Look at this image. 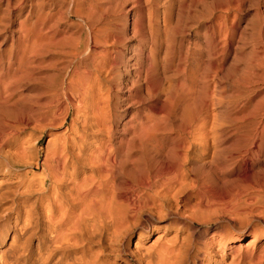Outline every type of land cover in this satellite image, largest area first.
<instances>
[{"label": "bare ground", "instance_id": "obj_1", "mask_svg": "<svg viewBox=\"0 0 264 264\" xmlns=\"http://www.w3.org/2000/svg\"><path fill=\"white\" fill-rule=\"evenodd\" d=\"M2 0H0V2H1ZM4 2H5V7H6V9L7 8H11L10 6L12 5V3L13 2H15V1H13V0H3ZM18 1V0H17ZM22 1V0H21ZM20 1V2H21ZM25 1H27V0H25ZM25 1H23V2H25ZM34 1H36V0H34ZM34 1H32L31 3H33L34 4ZM41 1V0H40ZM46 1V0H45ZM70 1V0H69ZM78 1V0H77ZM80 1V0H79ZM78 1V2H79ZM82 1L83 0H81V3H82ZM84 1H87V0H84ZM89 1V0H88ZM87 1V2H88ZM95 1V0H94ZM117 1V2H116ZM120 1V0H119ZM127 1V0H126ZM125 0L123 1V2H126ZM128 1H130V0H128ZM137 1V0H136ZM136 1L135 2H133V4L134 3H136ZM145 2V4H146V1H148L149 2V0H144ZM158 1V0H157ZM162 1V0H161ZM168 1V3H169V0H167ZM170 1H172L173 3H175L173 0H170ZM189 2H190V0H188ZM192 1L193 0H191V2H190V4H192ZM195 1V0H194ZM198 1H200V0H197V3H201V2H198ZM212 1V0H211ZM228 1V0H227ZM226 1V2H227ZM230 1V0H229ZM232 1V0H231ZM238 1V0H237ZM241 1V0H240ZM244 1V0H243ZM43 2H44V0H43ZM42 2V3H43ZM47 2V1H46ZM45 2V3H46ZM65 2V1H64ZM74 2H76L75 0H74ZM92 2V1H91ZM96 2H98V0H96L94 3L97 5L98 3H96ZM99 2H100V0H99ZM106 2V1H105ZM105 2H103V3H105ZM114 2H116L117 4H119L118 6L120 7L121 6V4L120 3H118V0H114ZM112 3V4H115V3ZM123 2H121L122 4H123ZM147 2V3H148ZM152 2V1H151ZM154 2V1H153ZM152 2V3H153ZM204 2H205V0H204ZM204 2L202 3L203 5H205V4H208V2L206 1L205 2V4H204ZM17 3V2H16ZM30 3V2H29ZM29 3H27V4H29ZM45 3H43V5L45 4ZM49 3V2H48ZM54 3H55V1H54ZM57 3V2H56ZM60 3V2H59ZM66 3V2H65ZM106 3H108V1L106 2ZM105 3V4H106ZM137 3H138V1H137ZM158 3H159V1H158ZM157 2H156V4H158ZM163 3V2H162ZM165 3H166V0H165ZM186 3H188L187 1H186ZM197 3H195V4H197ZM211 3V2H210ZM209 3V4H210ZM222 3V2H221ZM221 3H219V4H221ZM228 3V2H227ZM241 3H242V1H241ZM23 4V3H22ZM25 4V3H24ZM47 4V3H46ZM67 4H68V1H67ZM87 5H89L90 4V2H89V4L88 3H86ZM101 4V3H100ZM111 4V2H110V4L108 3V5L107 6H111L112 5ZM150 4V3H149ZM154 4V3H153ZM153 4H152V6H153ZM172 4V3H171ZM170 4V5H171ZM183 4H185L184 3V1H182L181 2V6L183 5ZM213 4V3H212ZM219 4H218V6H219ZM240 3L238 2V5H239ZM26 5V4H25ZM50 5V4H49ZM48 5V6H49ZM77 5V3H75V5L74 6H76ZM83 5H85V4H83ZM82 5V6H83ZM87 5H85L86 6V8H90L91 9V5H93L92 6V9L93 8H95L96 7V10H97V6H95L94 4H93V2L89 5V6H87ZM116 5V4H115ZM135 5V4H134ZM144 5V4H143ZM147 6H148V4H146ZM155 5V4H154ZM165 5V4H164ZM168 5V4H167ZM167 5H165L164 6V9H165V7L167 6ZM167 6V7H172V6ZM187 5V4H186ZM192 5H194V4H192ZM191 5V6H192ZM216 5V4H215ZM230 5V4H229ZM13 6H14V4H13ZM37 6V5H36ZM47 6V7H48ZM52 6H53V4H52ZM67 6V5H66ZM65 6V7H66ZM81 6V7H82ZM101 6V5H100ZM99 5H98V8L100 7ZM106 6V7H107ZM130 6H133L132 4L130 5ZM138 6V5H137ZM147 6H146V9H145V5H144V9L145 10H147ZM151 6V7H152ZM156 6V5H155ZM161 6V5H160ZM173 6H175V4L173 5ZM178 6V5H177ZM189 6V5H188ZM196 6V5H195ZM198 6V5H197ZM208 6L209 5H207V8H208ZM233 6V5H232ZM0 7H2V6H0ZM36 8L37 9V7H35L34 5L32 6L31 4H29V7H28V9H27V11L26 12H24V13H26L25 14V16H24V18H26V17H28V15H31V13L33 12V11H35V10H33L34 8ZM44 7V6H43ZM73 7V6H72ZM78 7H79V5H78ZM84 7V6H83ZM105 7V8H106ZM113 7V6H112ZM122 7V6H121ZM120 7V8H121ZM124 7H125V5H124ZM139 7V6H138ZM141 7V6H140ZM158 7V6H157ZM167 7H166V10H167ZM179 7V6H178ZM184 7V6H183ZM205 7H206V5H205ZM213 7V6H212ZM216 7H217V5H216ZM230 7H231V5H230ZM234 7V6H233ZM3 8V7H2ZM56 8V7H55ZM62 7H60V9H61ZM68 8H69V6H68ZM76 8V7H75ZM85 7H84V9L83 8H78L79 10H81V11H84L85 12V10H87ZM100 8H102V7H100ZM109 8V7H108ZM113 8H115V6L113 7ZM129 8V7H128ZM135 8V7H134ZM149 8V7H148ZM176 8V7H175ZM182 8V7H181ZM197 8V7H196ZM206 8V9H207ZM210 8V7H209ZM225 8V6L223 7V9ZM228 8V7H227ZM242 8V7H241ZM22 9V8H21ZM20 9V10H21ZM63 9V8H62ZM74 9V8H73ZM103 9V8H102ZM117 9H119V8H117ZM123 9V8H122ZM122 9H120V11L122 12ZM155 9V8H154ZM156 9H158V8H156ZM162 10H164L163 8H161ZM180 9V8H179ZM179 9H177V10H179ZM211 9V8H210ZM210 9L208 10V13L210 12ZM222 9V10H223ZM11 10V9H10ZM33 10V11H32ZM42 10V7H41V9L38 11L40 14H42L43 15V11H42V13L40 12ZM58 10V11H57ZM65 10V9H64ZM66 10H67V8H66ZM69 10V9H68ZM67 10V11H68ZM77 10V9H76ZM78 10V12L77 13H79V14H81V15H83L84 14V12L82 13V12H80ZM95 9H93L92 10V13H93V11H94ZM111 11H112V9H110ZM134 10V9H133ZM132 10V11H133ZM174 10V9H173ZM184 10V9H183ZM212 10V9H211ZM214 10V9H213ZM226 10V9H225ZM229 10V9H228ZM231 10V9H230ZM1 11H5V10H1ZM59 11H61V10H59V9H56V12H59ZM74 11H75V9H74ZM88 11V10H87ZM120 11H118V13L120 12ZM123 11H126V9L125 10H123ZM149 11H150V9H149ZM148 10L146 11V13L147 14H150V13H148L149 12ZM160 11V10H159ZM170 11L171 10H169V13H170ZM181 11V10H180ZM179 11V12H180ZM8 12H10V11H8ZM35 12H37V10L35 11ZM47 12H48V14H47ZM64 11L62 10V12L61 13H63ZM89 13V15H91L92 13H91V11H88ZM101 12H103L104 13V10L103 11H101ZM100 12V13H101ZM117 12V11H116ZM142 12V11H141ZM141 12H140V14H141ZM152 12H154V11H152ZM157 12H158V10H157ZM157 12H156V10H155V13H156V15H157ZM166 12V11H165ZM168 12V11H167ZM174 12V11H173ZM182 12V11H181ZM14 13V12H13ZM20 13V12H19ZM22 13H23V11H22ZM44 13H45V17H43V18H41L42 16L41 15H37L36 17L38 18H41L40 20H37L35 23H34V25H32V21L30 22L31 23V27L29 26H26L25 25V23L24 22H26V21H22V20H18L17 19V21H19L18 22V27H17V29L15 30V28H13L14 30H15V32H17V35H18V37H17V39H18V41H20L21 39H23L21 42H23L24 41V43L25 44H22V43H20V44H22V47H23V55H22V53H20L21 54V56H20V58H22V60L24 59L25 60V62L27 63H30L31 61H37V60H39V61H41L42 63H43V65H44V62L46 61L45 59H46V57H47V55H50L51 53L52 54H54V52H55V50H59L60 48H59V46L58 45H62V43H60V41H59V43H57L58 42V39L60 38V36L58 37V38H56L57 39V42H55V37H56V33L54 32V31H46L45 29L46 28H48V27H45V24H46V20H47V22L49 23V24H52L53 26H58V22H53L52 21V23H50V19L48 20L47 19V16L49 17V15H50V12L49 11H47L46 10V12H45V10H44ZM52 13H53V11H52ZM71 13V12H70ZM72 13H73V11H72ZM74 13H76V12H74ZM91 13V14H90ZM95 13L96 12H94V15H95ZM105 13H107V12H105ZM109 13V12H108ZM110 13H113V12H110ZM143 13V12H142ZM160 13V12H159ZM159 13H158V15H159ZM178 13V12H177ZM184 13V12H183ZM199 13V12H198ZM211 13V12H210ZM209 13V14H210ZM3 14H6V13H3ZM11 14V13H10ZM47 14V15H46ZM57 14V13H56ZM60 14V13H59ZM66 14H67V12H66ZM78 14V15H79ZM88 14H84V15H86L87 16V18H89L88 16ZM99 14V13H98ZM116 14V13H115ZM115 14H114V16H115ZM144 14V13H143ZM146 14V15H147ZM166 14V13H165ZM164 14V15H165ZM180 14V13H179ZM179 14H178V16H179ZM185 14V13H184ZM193 14V13H192ZM195 14V13H194ZM224 14H226V13H224ZM263 14V13H262ZM2 15V14H1ZM15 15V14H14ZM34 15V14H33ZM51 15H53V16H55L54 14H51ZM58 15V14H57ZM64 15V14H63ZM77 15V14H76ZM80 15V16H81ZM97 15V14H96ZM111 15V14H110ZM117 15V14H116ZM121 15V14H120ZM125 15H128V14H125ZM221 15V14H220ZM227 15V14H226ZM3 16V15H2ZM35 16V15H34ZM60 16H61V14H60ZM99 16V15H98ZM113 16V15H112ZM148 16V15H147ZM152 16H154V15H152ZM167 16H168V13H167ZM181 16H183L182 14H181ZM225 16V15H224ZM229 16V15H228ZM9 17H11V15L9 16ZM8 17V18H9ZM14 17V16H13ZM22 17V16H21ZM32 17V16H31ZM59 17V16H58ZM67 17H68V15H67ZM92 17H94L93 16V14H92ZM104 17H106V16H104ZM109 17V16H108ZM148 17H150V15L148 16ZM148 17H147V20H148ZM176 17V16H175ZM192 17V16H191ZM12 18V17H11ZM49 18H51V17H49ZM54 19L56 18V17H53ZM81 18V17H80ZM86 18V17H85ZM91 18V17H90ZM89 18V21L90 20H92V19H90ZM124 18V17H123ZM129 18H131V20H129V23H130V26H131V29L133 30H131V32H133L132 34H136V33H138V34H136V35H139L140 36V38L138 39V40H136L137 41V44L135 45V46H133V47H131V46H128L129 45V43H128V45H126V43H125V45L123 46L122 45V47L120 48V50H118V52H117V54H118V57H119V61H115L113 58L115 57H109V55L112 53V52H110V54H109V52L107 51V50H102V51H100L101 52V54H102V57L99 59V60H95L96 61V64H94L93 65V63H92V65L94 66V68H93V70L94 71H96V73L94 74V72H93V70H88V69H86V68H88L87 66H89V65H85V69L86 70H81V71H78V70H75L74 72H73V74H72V76L70 77V78H67V81H69L68 82V87H66V86H64V87H66V92L64 93V95H61V96H64V99L68 102H66L67 103V106H68V104H70L71 106H74V108L76 109V111H75V109H74V111L75 112H81V115H82V118L81 117H79L81 120L80 121H78L79 120V118H77L78 116H76V118L78 119H76L75 120V118H74V115H73V118H74V120L76 121H73V119H71V121H72V123H70V130H71V136L69 137H62L61 135H58V137H56L57 139H56V141H55V143L54 142H49L48 144L49 145H51V144H53V146L51 145V146H49V148L50 149H48V150H46V152H45V156H44V160L43 161H41V163H42V165H43V169L40 167V169H42V171H40L41 173L40 174H38V175H35V176H33L32 175V177L33 178H35L36 176H40V177H36L37 179H33V181H35V183H36V185H35V183H33L35 186L33 187L32 185H30V183H29V181L31 182L32 180L30 179V180H27L26 178V180L28 181V183L27 184H29V185H27V186H23V187H25V188H23L22 187V190H20L21 191V193H20V195H22L23 193H26L27 194V192H28V194H27V196H28V198H24V199H22V200H20L19 199V197H18V199L16 198V194H17V192L19 191V190H16V188H15V186L14 185H12L11 187L8 185V180H7V175H9V173L7 174V172L6 171H2V169H0V264H116V262H115V260H111V258H110V255L112 254L111 252H115V253H117L116 251H118V252H120L121 251V247L122 246H124L123 244H124V242H125V240H126V238L127 237H129L131 234H133L134 233V231H136L137 230V240L135 241V245H134V251H131L130 249L128 250L127 248H129V247H126L125 246V248L128 250V251H126L127 253H125L124 254V257H123V261L125 262V264H134L132 261H131V258H130V256H133L134 258H135V260H136V263L135 264H227V262H226V259H227V256H228V254L230 253H232V259H231V261L228 263V264H242L243 263V259H244V253H249V260L251 261V263L250 264H264V244H263V246L261 247V248H257V245H256V243H257V241L260 239V236H261V231L260 230H258V228H255V227H253V228H248V227H246V229H245V231H246V234L249 236V238H248V242H246L245 244H240L239 246H236V247H234V243L235 242H233V243H231V241H232V238H230V237H228V236H226V235H224L223 233H222V231H216V232H213L212 234H211V236H210V242H211V245H208V243L206 242V243H204V244H202V246H199V245H195L194 244V242H193V240H191V238H192V234H191V232H193V234H195L197 231L195 230V229H198V228H195L194 226H196L195 225V222H194V220H192L193 218H189V217H187V215L185 214V213H187V212H180L179 211V207H178V209H176V208H174L173 207V205L170 203V200L172 201V198H174V201L176 200V202L179 200V197L181 196V194H183L184 192H186V191H184L185 190V188H184V186H185V184H186V182L185 181H187L186 179V174H185V170H184V172L183 171H181L180 169H179V167H176L174 164H172V165H174L175 166V168H178V169H173V170H171L170 168H168V170H166V168H163V169H165V170H160V169H158V170H155V171H153V168H152V170L151 169H149L150 168V166L149 165H147L149 168H147V170H141V169H143V166L140 164V166H141V169H140V166H139V164L138 165H136V167L138 166V168H137V170H141V171H137V172H135L134 171V168L132 169L133 171H134V174H136V173H138L139 174V176H140V181H141V185L139 184L140 182H139V180H137V177H135L136 178V183H138V184H136V186L134 187V186H132L131 185V183L133 184V182L132 181H134L135 182V180H134V178L133 177H130V179H129V177L126 175V172H128L130 169H131V166L130 167H128V169L126 168V164H127V161H125V155H124V158L121 156V153L124 151V153L125 152H128V155H129V152L131 153V151H125L124 149V147H128V144H131V140H133L134 142V144H137V142H138V144H140V145H137V146H143V149H145V144H149L150 143V141H154L155 139H157V141H158V138H156V136L159 134H155V133H157V132H159V131H157V128H156V124L155 123H153V121L156 119L155 117H156V115H155V117L153 118V119H151L149 116L150 115H152V114H150V112H148L150 115L148 116L147 115V111L145 112L146 114L144 115L145 117V120H146V122H141L142 120H143V118L141 119V120H139L138 118H137V114L139 113L140 114V112H138L139 111V108H142V107H140V106H142V105H146V108H148L149 109V111H151V112H153V113H155L156 114V111L157 110H155L154 109V107L156 106V104H155V101H157L158 102V100H160L161 99V97H163V99L162 100H164V102L166 101V102H169L171 105H172V108L173 107H176V106H178V103H179V101H181L180 100V97L181 96H179V95H181V94H179L181 91H179L178 92V90H184V87H181L182 89H178V88H180V86L179 85H176L177 83V81H175L174 79V77H172V78H174L173 80L175 81V83L176 84H171L169 81V84H171V85H176V89H177V92H175L174 93V89H175V87H174V89H173V86H171V87H169V88H165V87H168V86H166V85H169V84H166V85H164L163 86V83H162V77H164L163 76V74H162V77H161V75H160V72H159V70H158V67H159V62H158V59H161V58H157L156 56H157V52L158 51H160L159 50V48L160 47H162V46H160V42H158V39H153L154 40V42H152V41H150V43L152 42V44L150 45V44H146L147 42L146 41H149V40H151V39H147V35H146V32H147V30L148 29H150L149 27H148V29L145 31V29H144V27L146 28V26H144V21L141 19V16H139L135 11L134 12H132L131 13V17L129 16ZM128 18V19H129ZM143 18V17H142ZM162 18H163V16H162ZM172 18V17H171ZM185 18V17H184ZM3 19H5V18H3ZM2 19V20H3ZM21 19H23V17L21 18ZM28 19V18H27ZM26 19V20H27ZM30 19V18H29ZM28 19V20H29ZM52 19V18H51ZM57 19V18H56ZM56 19H55V21H56ZM59 19H60V17H59ZM65 19V18H64ZM64 19H62V20H64ZM83 19V18H82ZM100 19V18H99ZM98 19V20H99ZM122 19V18H121ZM146 19V18H145ZM225 19H227L226 17H225ZM224 19V20H225ZM229 19V18H228ZM227 19V20H228ZM264 19V18H263ZM1 20V16H0V22L2 21ZM27 20V21H28ZM32 20V19H31ZM62 20H60V21H62ZM80 20V19H79ZM84 20H88V19H84ZM106 19H104V21H105ZM111 20H112V18H111ZM111 20H109L110 22H112ZM126 20H127V16L125 17V22H126ZM149 20H150V22H151V19L149 18ZM149 20L147 21V24H149L148 22H149ZM154 20V19H153ZM162 21L163 20H165V19H161ZM170 20V19H169ZM172 20V19H171ZM176 19H174V21H175ZM220 20V19H219ZM227 20H225V21H227ZM235 20V19H234ZM8 20H6L5 22H7ZM57 21H59V20H57ZM82 21V20H81ZM101 21L102 20H100L99 21V23L101 24ZM109 21H107L106 20V22L105 23H107L108 24V22ZM162 21H161V24H164V23H162ZM178 21H180V20H178ZM182 21V20H181ZM221 21H222V19H221ZM221 21L219 22V24L221 23ZM9 22V21H8ZM7 22V23H8ZM34 22V21H33ZM64 22V21H63ZM70 22V23H69ZM68 22V24H70L71 25V21H69ZM74 22V21H73ZM91 22H93L91 25H93L94 26V24H95V19L93 20V21H91ZM109 22V23H110ZM115 22H116V20H115ZM119 23H120V21H118ZM124 22V23H125ZM153 22H155V21H153ZM152 22V23H153ZM165 22V25H162L163 26V28H164V26H165V28H164V30H162V31H165L167 34H168V36H167V38H165L166 37V33L164 34V33H161V34H163V36L162 37H164L167 41L168 40H170V41H168L169 43L171 42L172 44L170 45V47H166V49L165 48H163V50H165L164 52L165 53H163V54H165L167 57H168V61L166 60L167 58L165 57V56H163L162 58H164V62L163 61H160V62H163V63H165L166 61L168 62V64H164L165 66H164V68H163V65H161L162 67V69H167L168 70V68L171 70V74H173V75H177V74H179L181 71H182V69L185 67H182V66H180V64H182V58L186 55V54H183V57L181 56L182 54H180V56H179V50H178V56L177 57H179L178 58V60L175 62V59H176V57H175V49H174V41H175V37H174V34L176 33L174 30H171V31H169L170 29H169V27H167L168 26V20H165L164 21ZM170 22H172V21H170ZM223 22V21H222ZM3 23H4V21H3ZM27 23V22H26ZM79 23V22H78ZM81 23V22H80ZM83 23V22H82ZM97 23V22H96ZM99 23H97V24H99ZM103 23V22H102ZM121 23H123V21H121ZM179 22H177L176 23V26H175V23H173V27H176V29L178 28V27H180V25L178 24ZM6 24V23H5ZM65 24V23H64ZM106 24V25H107ZM155 25H157V23H154ZM153 24V25H154ZM179 26H178V25ZM181 24V23H180ZM222 24V23H221ZM228 24V23H227ZM262 24V23H261ZM1 25V24H0ZM7 25H9V23L7 24ZM51 25V26H52ZM76 25V24H75ZM79 25V27H81L83 24H81V26H80V24H78ZM85 25V24H84ZM86 25H89V23L88 24H86ZM90 25V26H91ZM106 25H98V27L97 26H94V27H92L91 26V28L90 29H88L89 30V34H88V32H86V35L88 34L89 35V38L88 39H86V41H88V42H86L85 41V49L83 50L84 51V55L85 56H90V57H94V54H97L99 51H97L96 53L94 52V48L92 49L90 46L91 45H98V44H101V43H108L109 41L112 43L113 42V44L114 43H117V42H119L120 40H121V37L119 38L118 37V33H119V29L117 30L116 29V25L114 24V26H110V25H113L112 23L109 25V26H106ZM128 25V24H127ZM146 25V24H145ZM150 25V24H149ZM181 25H183V24H181ZM192 25V24H191ZM211 25V24H210ZM2 26V25H1ZM15 26V25H14ZM47 26V25H46ZM52 26V27H53ZM74 26V25H73ZM77 26V25H76ZM118 26V25H117ZM121 26V25H120ZM161 26V27H162ZM178 26V27H177ZM185 26V25H184ZM220 26H222V25H220ZM261 26V25H260ZM52 27H50V28H52ZM68 27V26H67ZM70 27V26H69ZM75 27V26H74ZM78 27V26H77ZM77 27H75V28H77ZM157 27V26H156ZM172 27V26H171ZM186 27V26H185ZM225 27H226V25H225ZM5 28V27H4ZM49 28V29H50ZM58 28V27H57ZM74 28V29H75ZM87 28V27H86ZM117 28H119V27H117ZM128 28V27H127ZM153 28V27H152ZM158 28V27H157ZM227 28V27H226ZM1 29H2V27H1ZM9 29V28H8ZM66 29V28H65ZM80 29H83V28H80ZM79 28H78V30H80ZM124 29V28H123ZM154 29V28H153ZM169 29V30H168ZM175 29V30H176ZM182 29V28H181ZM220 29H222V28H220ZM219 29V30H220ZM53 30V29H52ZM54 30H56V32L57 31H59V30H57V29H55L54 28ZM62 31V33H65V32H63V29H61ZM66 30H68V29H66ZM69 30H70V28H69ZM179 30V29H178ZM178 30H176L177 32H179L180 33V30L178 31ZM224 30V29H223ZM260 30H262V29H260ZM71 32H72V29L70 30ZM82 31V30H81ZM149 31V33H150V31L151 30H148ZM156 31V30H155ZM155 31H154V33H155ZM157 31H158V29H157ZM156 31V32H157ZM161 31V32H162ZM172 31H174V32H172ZM182 31V30H181ZM207 31V30H206ZM226 31H227V29H226ZM229 31V30H228ZM234 31V30H233ZM68 32V31H67ZM66 32V33H67ZM127 31H125V33H126ZM130 32V33H131ZM209 32V31H208ZM211 32V31H210ZM219 32H221V33H223V32H225V31H223L222 32V30H220ZM8 33V32H7ZM74 33V32H73ZM73 33H70V34H73ZM75 33H76V30H75ZM78 34H79V32H77ZM129 33V32H128ZM140 33V34H139ZM157 33H159V31L157 32ZM261 33V32H260ZM10 34H12L11 32H10ZM152 34V33H151ZM205 34L206 33H204V36H205ZM214 34V33H213ZM216 34V33H215ZM224 34V33H223ZM222 34V35H223ZM264 34V33H263ZM262 34V35H263ZM59 35V33L57 34V36ZM80 35V34H79ZM126 35V34H125ZM130 35V34H129ZM136 35H135V39H136ZM154 35V34H153ZM156 35V38H157V34H155ZM154 35V36H155ZM158 35H160V33L158 34ZM165 35V36H164ZM210 35V33L209 34H207V37ZM221 35V36H222ZM12 36V35H11ZM10 36V37H11ZM13 36H15V35H13ZM62 36V35H61ZM64 36H66L65 34H64ZM64 36H62V37H64ZM69 36H71V35H69ZM68 36V37H69ZM73 37H74V35H72ZM120 36V35H119ZM123 36V35H122ZM150 36V34L148 35V37ZM184 36V35H183ZM216 36V35H215ZM61 37V38H62ZM77 36H75V38H76ZM88 37V36H87ZM152 37V36H151ZM178 37V36H177ZM226 37H227V35H226ZM60 38V39H61ZM65 38V40H68V39H66V37H64ZM64 38H62L63 40H64ZM130 38V37H129ZM175 38V39H174ZM211 38H213V37H211ZM220 38V37H219ZM224 38H225V36H224ZM261 38V37H260ZM15 39V38H14ZM59 39V40H60ZM128 39V38H127ZM147 39V40H146ZM210 39V38H209ZM226 39V38H225ZM241 39H243V38H241ZM63 40H61L62 42H63ZM73 40V39H72ZM83 40H84V38H83ZM204 40H207V38L206 39H204ZM215 40V39H214ZM214 40H213V43H214ZM17 41V42H18ZM26 41V42H25ZM80 41V40H79ZM123 41V40H122ZM124 41H125V39H124ZM261 41H263V40H261ZM260 41V42H261ZM66 42H68V41H66ZM76 42V41H75ZM177 42H180L178 39H177ZM189 42V41H188ZM64 43V42H63ZM87 43V44H86ZM111 43H109V44H111ZM134 43V42H133ZM162 43H164V44H166V46H167V42L165 41V42H163V40H162ZM168 43V44H169ZM175 43H176V41H175ZM206 43H208V41H206ZM205 43V44H206ZM211 42H209V44H210ZM216 43V42H215ZM214 43V44H215ZM261 43H263V42H261ZM16 44V43H15ZM58 44V45H57ZM65 44V43H64ZM68 44V43H67ZM73 44V43H72ZM69 45L68 44V46H67V49L66 50H64L62 47V49H60V51H58L57 53H61V55L62 54H64L63 55V57H64V59H67V58H65V56H69V57H72L73 59H76L77 60V62H78V59H77V57L78 56H80V55H82L83 54V52H81V50H79L78 48H77V46H75L74 44L73 45ZM118 44H122V43H118ZM181 44H183V43H181ZM192 44H195V41L192 43ZM114 45H116V44H114ZM163 45V44H162ZM179 45V44H178ZM177 45V46H178ZM198 45V44H197ZM216 45V44H215ZM214 45V46H215ZM11 46V45H10ZM9 46V47H10ZM17 46V45H16ZM58 46V47H57ZM103 46V45H102ZM165 46V45H164ZM180 46H182V45H180ZM193 46V45H192ZM207 46V44L205 45V47ZM210 46H212V43H211V45ZM209 46V48H211ZM263 46V45H262ZM21 47V48H22ZM58 48V49H55V48ZM112 47V46H111ZM213 47V46H212ZM11 48H12V46H11ZM10 48V49H11ZM18 48H20V45L18 46ZM84 48V47H83ZM98 48V47H97ZM105 48V47H104ZM113 48V47H112ZM183 48V47H182ZM207 48V47H206ZM205 48V49H206ZM106 49V48H105ZM108 49V48H107ZM115 49V48H114ZM117 49V48H116ZM144 49H146V52H144L145 50ZM255 49V48H254ZM258 49V48H257ZM261 49V48H260ZM5 50V49H4ZM14 50H15V48H14ZM96 50V49H95ZM109 50V49H108ZM113 49H111V51H112ZM201 50V49H200ZM211 51H212V48L210 49ZM215 50V49H214ZM213 50V52H215ZM262 52H264V49L262 48ZM8 51V50H7ZM20 52H21V50H19ZM162 51V50H161ZM185 50H183L182 52H184ZM189 51V50H188ZM238 51V50H237ZM186 52H187V50H186ZM186 52H184V53H186ZM5 53V52H4ZM14 53H15V51H14ZM16 53H17V51H16ZM16 53L14 54V55H16ZM82 53V54H81ZM197 53V52H196ZM216 53V52H215ZM219 53V52H218ZM235 53V52H234ZM6 54V53H5ZM11 54H13V53H11ZM99 54V53H98ZM113 54H114V52H113ZM161 54V53H160ZM162 54V55H163ZM207 54V53H206ZM211 54V53H210ZM264 54V53H263ZM58 55V54H57ZM60 55V56H61ZM112 55V54H111ZM177 55V54H176ZM190 55V54H189ZM189 55H188V53H187V56H186V58L187 57H189ZM214 55V54H213ZM217 55V54H216ZM223 55V54H222ZM261 55V54H260ZM8 56V55H7ZM11 56V55H10ZM23 56V57H22ZM56 56V55H55ZM99 56H101V55H99ZM113 56V55H112ZM191 56V55H190ZM241 56V55H240ZM50 57V56H49ZM54 57V56H53ZM89 57V58H90ZM96 57H98V56H96ZM95 57V58H96ZM182 57V58H181ZM217 57V56H216ZM258 57V56H257ZM260 57V56H259ZM9 58H11V57H9ZM9 58L7 59V60H9ZM57 58V57H56ZM72 58H68V59H70V61L72 60ZM80 58H81V56H80ZM80 58H79V61H80ZM95 58H93V60L95 59ZM14 59H16L17 60V58H14ZM55 59V58H54ZM60 59V58H59ZM98 59V58H97ZM217 59V58H216ZM262 59V58H261ZM12 60V59H11ZM18 60H20V61H22L21 59H18ZM23 60V61H24ZM53 60V59H52ZM87 60H88V58H87ZM90 60V59H89ZM92 59H91V61H93ZM161 60H163V59H161ZM200 60V59H199ZM258 60H260V59H258ZM10 61V60H9ZM23 61H22V63H23ZM44 61V62H43ZM56 61H57V59H56ZM95 61H94V63H95ZM187 61V60H186ZM186 61H184L183 60V62L185 63ZM261 61V60H260ZM8 62V61H7ZM48 62H49V60H48ZM51 62H53V64H54V61H51ZM50 62V63H51ZM72 62V61H71ZM74 62V61H73ZM72 62V63H73ZM83 62V61H82ZM90 62V61H89ZM119 62V63H118ZM214 62V61H213ZM263 62V61H262ZM10 63V62H9ZM16 63H17V61H16ZM16 63H14V65L16 64ZM19 63V62H18ZM19 63V64H21V66L23 67L24 65H26L27 66V64L25 63ZM34 63V62H33ZM39 62H37V63H35V64H38ZM46 63V62H45ZM55 63H57V62H55ZM63 63V62H62ZM81 63V62H80ZM183 63V64H184ZM210 63L211 64H213L212 63V59H211V61H210ZM209 63V64H210ZM259 63H261V62H259ZM18 64V65H19ZM31 64H32V62H31ZM35 64H33V65H35ZM71 64V63H70ZM76 64V63H75ZM75 64H73V65H75ZM120 64V65H119ZM161 64V63H160ZM186 64V63H185ZM206 64V63H205ZM209 64H208V66H209ZM211 64H210V66H211ZM254 64V63H253ZM12 65H13V63H12ZM42 64H40L39 66H41ZM42 65V66H43ZM55 65V64H54ZM60 65V64H59ZM80 65V64H79ZM166 65H168V68H166ZM262 67V69L264 70V62H263V64H260ZM9 66V65H8ZM17 66V65H16ZM15 66V67H16ZM26 66H24L26 69L28 68V66L26 67ZM38 66V65H37ZM45 66V68H47V66H49V68H52V67H56V66H50V65H47L46 66V64L44 65ZM43 66V67H44ZM64 67H67V66H65V64L63 65ZM122 66V67H121ZM190 66V64L188 65V67ZM196 66H198V65H196ZM195 66V67H196ZM200 66V65H199ZM209 66V67H210ZM257 66V65H256ZM10 67V66H9ZM14 67V68H15ZM18 67V66H17ZM16 67V68H17ZM23 67V68H24ZM58 67V66H57ZM62 67V65H60V68ZM74 67V66H73ZM76 67H77V65H76ZM81 67V66H80ZM204 67V66H203ZM207 67V66H206ZM206 67H204V68H206ZM15 68V69H16ZM42 68V67H41ZM40 68V69H41ZM90 68V67H89ZM121 68H123V72H124V74L123 75H126L127 77H126V80H125V83H126V85H124V86H122V87H120L121 89H124V93L125 94H121V96H119V94H118V92L116 93V94H118V100L120 99L121 100V102L123 103V104H121V106L120 107H123L122 108V110H123V113L125 114V113H127V109H129L128 107H130V105H136V106H139V107H133L134 108V111H133V113H131L130 115H129V117H128V119L127 120H125V121H123V122H121L120 120L118 121L119 123H121V133H119V135H117V136H114L115 134H114V131H117V127H115V123H116V119L118 118V117H120V115L116 112V114H112L113 112H115L114 110H112L111 112L112 113H108L107 112V110H108V108L109 107H107V108H105V106H104V104H107V103H104V100L106 99L105 98V95L103 94V92H105L103 89H104V86H105V84H103V82L105 81V82H108V81H110V77H109V75L110 76H114V75H118V74H120V71H122V70H120ZM160 68V69H161ZM203 68V69H204ZM243 68V67H242ZM0 69H1V66H0ZM13 69V68H12ZM11 69V70H12ZM20 70H18L19 71V73L22 71L21 70V68H19ZM25 69V70H26ZM39 69V70H40ZM48 69V68H47ZM55 69V68H54ZM53 68H52V70H54ZM63 69V68H62ZM185 69H187L186 67L184 68V70ZM189 69H191V68H189ZM195 69V68H194ZM200 69V68H199ZM202 69V70H203ZM207 69V68H206ZM205 69V70H206ZM209 69H211V67L209 68ZM215 69V68H214ZM213 69V70H214ZM8 70H10V68L8 69ZM25 70H23L24 72H26ZM29 70V68L27 69V71ZM33 70V69H32ZM36 70V68H34V70L33 71H35ZM38 70V69H37ZM46 70V69H45ZM68 71H69V69H67ZM64 71V72H68V71ZM192 70V69H191ZM221 70V69H220ZM13 71V70H12ZM14 71H16V73H18L17 72V70H14ZM22 71V72H23ZM42 71V70H41ZM40 71V72H41ZM48 71H49V69H48ZM59 71V70H58ZM61 71V70H60ZM59 71V72H60ZM72 71H73V69H72ZM163 71H165V70H163ZM210 70H208V72H207V74L208 73H210L209 72ZM256 71V70H255ZM58 72V73H59ZM62 72H63V70H62ZM70 72V71H69ZM68 72V73H69ZM170 72V71H169ZM188 72V71H187ZM189 72H190V70H189ZM193 72L194 71H192V74H191V72L188 74V75H193V77L195 78V76L194 75H199V74H197V72H198V70H197V72L196 73H194L193 74ZM204 72V71H203ZM218 72V71H217ZM216 72V73H217ZM228 72V71H227ZM240 72V71H239ZM262 72V71H261ZM26 73H28V72H26ZM26 73L24 74V75H26ZM51 73V72H50ZM55 73H57V71L55 72ZM57 73V74H58ZM167 73V72H166ZM165 73V74H166ZM236 73V72H235ZM10 74H12L13 75V73H10ZM20 74H22V73H20ZM33 74H35V73H33ZM43 74L45 75L46 73H44L43 72ZM47 74H49V73H47ZM56 74V75H57ZM67 74V73H66ZM170 74V73H169ZM184 76H186L184 73H182ZM181 74V75H182ZM203 74V73H202ZM206 74V73H205ZM204 74V75H205ZM206 74V75H207ZM213 73H211V74H208V75H212ZM260 74V73H259ZM4 75V74H3ZM6 75H8V74H6ZM17 76L16 78L17 79H15V80H13L14 82H18V79H21V80H23L25 77H24V75H23V77H21V78H19V74H15L14 73V76ZM28 75H30V76H27L26 75V80L28 81L29 80V78L28 77H30L31 78V76H32V73L31 74H29L28 73ZM38 75V74H37ZM43 75V76H44ZM167 75V74H166ZM166 75H165V77H166ZM182 75V76H183ZM187 75V76H188ZM190 75V76H191ZM207 75V76H208ZM221 75V74H220ZM261 75H263V74H261ZM34 76V78H36L35 77V75H33ZM32 76V77H33ZM39 77L38 78H41L42 77V75H41V77H40V75H38ZM63 77H64V73H63V75H62ZM68 76V75H67ZM107 76H108V78H107ZM119 76V75H118ZM120 76H122L121 74H120ZM177 76H179V75H177ZM181 76V77H182ZM189 76V77H190ZM207 76H206V79H207ZM214 76V75H213ZM264 76V75H263ZM1 79L3 80V76L1 75ZM12 77V76H11ZM56 77V76H55ZM180 77V76H179ZM188 77V78H189ZM198 78L199 77H201L200 75L199 76H197ZM196 77V78H197ZM28 78V79H27ZM44 78H45V76H44ZM43 78V79H44ZM65 78V77H64ZM177 78V77H176ZM184 78H186V77H184ZM184 78L182 79V80H184ZM202 78L205 80V77H203L202 76ZM202 78H199V79H201L200 81H202ZM240 78V77H239ZM251 78V77H250ZM258 78V77H257ZM261 78V77H260ZM262 78H264V77H262ZM0 79V81L2 82V80ZM5 79L6 80H8V81H12V80H9L10 79V77L7 79L6 77H5ZM4 79V80H5ZM49 78L47 77V80H48ZM125 79V78H124ZM164 79H166V78H164ZM171 79V78H170ZM190 79H193V78H191L190 77ZM189 79V80H190ZM259 79V78H258ZM17 80V81H16ZM40 80V79H39ZM45 80H46V78H45ZM45 80H44V82H45ZM46 80V81H47ZM54 80H55V78H54ZM54 80L52 81V82H54ZM60 80H61V78H60ZM59 80V81H60ZM62 80H63V78H62ZM177 80V79H176ZM179 80V79H178ZM181 80V81H182ZM197 80V79H196ZM208 80H209V78H208ZM208 80H206L205 82H204V89H203V92H201L202 91V89L201 88H199V86H200V81H197V83L198 82H200L198 85V89L200 90H198L197 89V94H199V92H201L200 93V99L201 98H203L202 100H203V102H202V104H203V108H201V109H203L204 110V112H202L201 111V109L198 107V109H196V110H194V112H191V114L188 112V111H185L186 109H185V107H183L184 109H182V107L180 108V107H176L177 108V110L176 109H173V111H174V113L177 111V112H180V115L179 116H181L182 114H181V111H183L182 113L183 114H185L186 115V119L187 120H189L190 121V124L189 125H191L190 126V129L186 126V125H188V123L187 124H185V126H186V128H188L189 129V132H188V129H186L187 130V132H186V134L188 133V135L190 134V135H192L193 137H186L185 135V137L183 138V139H185V138H188V141L185 139L184 141H187V149H189V150H191V148H195V147H197L198 145H204V148H210L211 146H207V144H209L208 143V141H209V139H211V141L213 142L214 140H213V136L211 137V135H212V133L214 132V129L212 130V128H213V126H214V124H217V122H214L213 121V119H215V115L213 116V114H214V109L213 110H211V111H213V112H211L210 111V109L208 108V107H210L211 109L213 108V105H217L218 103H220L219 101L221 100L218 96H217V93L218 92H215V84L217 83V82H211L212 83V85L210 86L209 85V82H208ZM212 80V79H211ZM237 80V79H236ZM243 80V79H242ZM253 80V79H252ZM255 80V79H254ZM257 80V79H256ZM262 80H264V79H262ZM8 81H5V82H7L8 84H10ZM12 81V82H13ZM58 81V82H59ZM65 81V80H64ZM63 81V82H64ZM114 81H116V80H114ZM113 81V82H114ZM118 81H119V79H118ZM167 80H165V82H166ZM186 81V80H185ZM187 81H188V79H187ZM194 81H195V79H194ZM193 81V82H194ZM0 82V83H1ZM26 82V81H25ZM48 82V81H47ZM47 82H45V83H47ZM63 82H61V84L63 83ZM111 82V81H110ZM113 82H111V83H113ZM167 82V83H168ZM189 82V81H188ZM192 82V81H191ZM245 82H246V80H245ZM2 83H4V81L2 82ZM1 83V85H2V88L3 87H5V86H3V84ZM7 83H4V85L6 84V86H7ZM20 83V82H19ZM49 83H51L50 82V79H49ZM66 83V82H65ZM110 83V84H111ZM115 83V82H114ZM113 83V84H114ZM186 83V82H185ZM190 83V82H189ZM189 83H187V84H189ZM194 83H196V82H194ZM193 83V84H194ZM11 84H13V83H11ZM22 84V83H21ZM52 84V83H51ZM109 84V85H110ZM116 84V83H115ZM165 84V83H164ZM180 84V83H179ZM218 84V83H217ZM216 84V85H217ZM248 84V83H247ZM14 85V84H13ZM17 84H15V86H16ZM19 85V84H18ZM27 85V84H26ZM29 85V84H28ZM63 85V84H62ZM62 85H60L58 88H62L61 86ZM118 85H119V83H118ZM122 85V84H121ZM120 85V86H121ZM183 85V84H182ZM202 85V84H201ZM225 85V84H224ZM238 85V84H237ZM249 85H250V83H249ZM21 86H23V85H21ZM43 86H46V85H43ZM42 86V87H43ZM52 86V85H51ZM113 86H115L116 87V85H113ZM177 86H178V88H177ZM189 86H190V84H189ZM218 86H220V85H217V87ZM14 86H12V88H13ZM19 87V86H18ZM32 87V86H31ZM54 87H56L55 85H54ZM106 87V86H105ZM115 87H114V90H115ZM186 87V86H185ZM188 87V86H187ZM186 87V88H187ZM202 87V86H201ZM211 87V88H210ZM246 87V86H245ZM14 88H16V87H14ZM45 88H47V87H45ZM109 88H111V86H109ZM109 88H105V90L107 89V90H109ZM117 88V87H116ZM119 88V87H118ZM117 88V89H118ZM192 88V87H191ZM194 88V87H193ZM222 88V87H221ZM240 88H242V87H240ZM239 88V90H241ZM1 89V88H0ZM6 89V88H5ZM19 88H17L16 90H18ZM53 89V88H52ZM56 89V88H55ZM63 89V88H62ZM61 89V90H62ZM112 89V88H111ZM168 89H171V93H174V94H171V93H168ZM173 89V90H172ZM211 89V90H210ZM243 89V88H242ZM2 91H4V89H1ZM8 90V89H7ZM14 89H12L11 91H13ZM48 90V89H47ZM49 90H51V88H49ZM59 90V89H58ZM182 90V91H183ZM187 90H188V92L191 90H189V88H187ZM193 90H196V89H192V91ZM218 90V89H217ZM238 90V89H237ZM238 90V91H239ZM257 90V89H256ZM6 91V90H5ZM11 91L9 92L10 94H12L11 93ZM46 91V90H45ZM45 91L42 89V92H44V94H46L45 93ZM63 91V90H62ZM214 91V92H213ZM222 91V90H221ZM235 91V90H234ZM8 91H6V93H7ZM15 92V90L13 91V93ZM17 92V91H16ZM46 92H48V91H46ZM184 92V91H183ZM185 92H186V89H185ZM220 92V91H219ZM231 92V91H230ZM9 93L6 95L7 97L8 96H10L9 95ZM52 93V92H51ZM50 93V94H51ZM57 93V92H56ZM60 93V92H59ZM106 94H108V91L107 92H105ZM114 93V92H113ZM178 93V94H177ZM182 93V92H181ZM192 93V92H191ZM191 93H190V95H191ZM204 94L202 97H201V94ZM223 94H222V96L221 97H223V99H224V94L226 93V91H225V93L224 92H222ZM232 93V92H231ZM239 93V92H238ZM0 94H3V93H1V91H0ZM5 94V93H4ZM4 94H3V96H4ZM17 94V93H16ZM16 94H14V95H16ZM22 94V93H21ZM47 94H49V93H47ZM110 94V93H109ZM184 94V93H183ZM186 94V93H185ZM195 94V93H194ZM196 94V95H197ZM240 94V93H239ZM52 95H53V93H52ZM56 95H58V94H56ZM104 95V96H103ZM188 95H189V93H188ZM190 95L189 96H187V94H186V96L188 97V98H190ZM225 95H227V93L225 94ZM1 96V95H0ZM3 96L2 97H0V99L1 98H3ZM5 96V97H6ZM12 97H13V95H11ZM23 96V95H22ZM30 96V95H29ZM28 96V97H29ZM47 96V95H46ZM46 96H44V97H46ZM51 96V95H50ZM50 96H47V98L48 97H50ZM61 96H60V98H61ZM114 96H115V94H114ZM195 96V95H194ZM240 96V95H239ZM262 96V95H261ZM20 97V96H19ZM18 97V98H19ZM24 97H25V95H24ZM40 97V96H39ZM44 97H42V98H44ZM55 97V100H56V97L57 96H54ZM106 97H110V96H106ZM183 97V96H182ZM182 97H181V99H182ZM185 97V96H184ZM187 97H185V98H187ZM191 97H193V96H191ZM238 97V96H237ZM17 98V99H18ZM26 98V97H25ZM36 98V97H35ZM41 98V99H42ZM46 98V99H47ZM51 98L53 99V97L51 96ZM50 98V99H51ZM112 98V97H111ZM116 98V97H115ZM184 98V99H185ZM194 98V97H193ZM193 98H192V101H193ZM10 99V98H9ZM27 99V98H26ZM49 99V98H48ZM51 99V100H52ZM113 99V98H112ZM117 99H113V100H116L117 101ZM235 99V98H234ZM238 99V98H237ZM3 101H4V99H2ZM2 100H0V103H1V101ZM8 100V99H7ZM21 100H22V98H21ZM33 100V99H32ZM44 100H45V98H44ZM65 100H64V102H65ZM186 100V99H185ZM190 100V99H189ZM189 100H186V102L187 103H189ZM199 99L197 98V101L195 100V102H199L198 101ZM225 100V99H224ZM223 100V101H224ZM230 100V99H229ZM9 101V100H8ZM8 101H6V99H5V103L6 104H3V102L0 104V105H8V104H11V103H13L14 104V102H8ZM46 101V100H45ZM183 101V100H182ZM192 101H190V103H189V105L191 104V102ZM223 101L221 100V103L223 104ZM226 101V100H225ZM26 102H27V100H26ZM29 102H30V100H29ZM36 102H37V100H36ZM41 102V101H40ZM39 102V103H40ZM56 102H58L59 103V99H57V101ZM113 102V101H112ZM8 103V104H7ZM16 104H17V102H15ZM38 103V104H39ZM45 103H47V102H45ZM45 103H44V101H43V104L45 105ZM62 103H63V101H62ZM65 103V104H66ZM104 103V104H103ZM116 103V102H115ZM187 103H185V105L187 104ZM220 103V104H221ZM227 103H229V101L227 102ZM13 104H12V107H13ZM21 104V103H20ZM38 104H36L37 106H40V105H38ZM40 104H42V102L40 103ZM48 104H51V102L49 103V101H48ZM47 104V105H48ZM109 104V103H108ZM111 104V103H110ZM161 104H162V102H161ZM167 104V103H166ZM225 104H226V102H225ZM224 104V105H225ZM235 104H236V102H235ZM243 104V103H242ZM3 105H2V107H3ZM27 105V104H26ZM25 105V106H26ZM35 105V106H36ZM53 105H55V102L54 103H52V106ZM59 105V104H58ZM57 105V106H58ZM62 105V104H61ZM112 106H114L115 104H111ZM155 105V106H154ZM159 105H160V103H159ZM163 105V104H162ZM188 105V104H187ZM188 105V106H189ZM197 104L195 103V106H196ZM199 105V104H198ZM200 105H201V103H200ZM229 105V104H228ZM244 106H245V104H243ZM21 106V105H20ZM31 106V105H30ZM49 106V105H48ZM62 106H64V105H62ZM116 106V105H115ZM125 106V107H124ZM161 106V105H160ZM159 106V107H160ZM164 106V105H163ZM7 107V106H6ZM5 107V108H6ZM22 107V106H21ZM34 107V106H33ZM32 106H31V109L33 108ZM45 107V106H44ZM215 107V106H214ZM219 107H221V106H219ZM1 108V107H0ZM8 108H11V105H9L8 106ZM7 108V109H8ZM14 108V107H13ZM12 108V109H13ZM40 108L41 109H43V106L41 107L40 106ZM49 108H51V107H49ZM69 108V107H68ZM71 108V107H70ZM117 108V107H116ZM115 108V109H116ZM156 108V107H155ZM164 108V107H163ZM178 108H180V110L181 111H178ZM192 108H196V107H193V105H192V107H191V109ZM215 108H217V107H215ZM221 108H223V107H221ZM220 108V109H221ZM228 108V107H227ZM254 108V107H253ZM2 109V108H1ZM15 110H16V108H14ZM20 109V108H19ZM19 109H17V110H19ZM26 109V108H25ZM30 109V110H31ZM34 109V108H33ZM41 109H39V110H37V109H34L35 111L34 112H36L37 111V113H39V111L41 110ZM48 111H49V109L48 108H46ZM56 108H54V110H55ZM58 109V108H57ZM62 109V108H61ZM107 109V110H106ZM157 109H161V108H157ZM165 109V108H164ZM251 109V108H250ZM3 110V109H2ZM4 110H6V109H4ZM22 110H24V109H22ZM29 110V109H28ZM29 110V111H30ZM71 110V109H70ZM119 110V109H118ZM166 110H168V109H166ZM165 110V111H166ZM216 110V109H215ZM6 111H8V110H6ZM12 111V110H11ZM42 111V110H41ZM43 111H44V113H45V109H43ZM48 111H46L47 112V115H48ZM52 111H53V109H52ZM58 111V110H57ZM68 111H69V109L66 111V113H68ZM109 111H110V108H109ZM117 111V110H116ZM143 111H145V109H142V114H144L143 113ZM159 111V110H158ZM171 111V110H170ZM169 111V112H170ZM191 111H193V110H191ZM1 112V111H0ZM3 112V111H2ZM17 112V111H16ZM31 112V111H30ZM34 112H31V113H33L34 115H32L31 113H30V115H32L33 117L32 118H30L29 117V119H32V121H34L35 122V119H34V117H36L35 115V113ZM54 112V111H53ZM52 112V113H53ZM62 112V111H61ZM162 112H163V109H162ZM167 112V111H166ZM165 112V113H166ZM185 112H187V113H185ZM202 112V113H201ZM28 113V112H27ZM44 113H42V114H44ZM58 113V112H57ZM64 112H62V114H63ZM158 113H161V112H158ZM158 113H157V126L159 127L158 129H163L164 130V128H162L163 126H161V123L159 122V120L161 121L162 120V118H163V120H165L166 121V119H167V122H163L164 123V125L167 123H169L171 120L168 118L169 117V115L172 113V111H171V113L170 114H168V116L166 117V119H164L165 117H162V118H160L159 116H158ZM168 113V112H167ZM167 113H166V115H167ZM174 113H172L171 115L173 116V118H174V116H176ZM213 113V114H212ZM6 114V113H5ZM46 114V113H45ZM59 114V113H58ZM215 114H216V112H215ZM248 114V113H247ZM0 115H2L1 113H0ZM20 115V114H19ZM39 115V114H38ZM64 115V114H63ZM63 115H61L60 114V117H59V115H57L58 116V118H62V117H66V116H63ZM68 115V114H67ZM70 115V114H69ZM77 115H79V114H77ZM80 115V116H81ZM154 115V114H153ZM160 115V114H159ZM42 116V115H41ZM55 116V115H54ZM71 116V115H70ZM148 116V118L146 119V117ZM163 116H165V115H163ZM171 116V117H172ZM189 116V117H188ZM216 116H217V114H216ZM255 116V115H254ZM1 117V116H0ZM5 117V116H4ZM39 117H40V115H39ZM39 117H37L36 118V122L37 123H35L36 125L37 124H39L40 125V122L38 123V121L40 120L39 119ZM43 117H44V115H43ZM68 117V116H67ZM122 117V116H121ZM126 116H124V118H125ZM140 117H141V115H140ZM151 117H153V116H151ZM158 117L160 118V119H158ZM177 117V116H176ZM176 117H175V119L174 120H176L177 121V119H179V121L181 120V118L179 117H177V119H176ZM214 117V118H213ZM244 117V116H243ZM2 118H3V116H2ZM54 118H56V117H54ZM57 118V119H58ZM172 118V119H173ZM183 118V117H182ZM3 119H5V118H3ZM28 119V118H27ZM27 119H25V123L23 122V124H26V123H28V121H27ZM37 119H38V121H37ZM42 119V118H41ZM63 119V118H62ZM61 119V120H62ZM67 119V118H66ZM65 119V120H66ZM169 119V120H168ZM2 120V119H1ZM0 120V121H1ZM16 120V119H15ZM19 120V119H18ZM59 120V119H58ZM150 120H153L152 122H150ZM182 120H184V122H185V119L183 118ZM181 120V121H182ZM5 121H6V119H5ZM20 121V120H19ZM27 121V122H26ZM42 121V120H41ZM60 121V120H59ZM64 121V120H63ZM144 121V120H143ZM156 121H154V122H156ZM169 121V122H168ZM173 121V120H172ZM215 121H217V120H215ZM21 122V121H20ZM30 123H28V125L29 124H31V120L29 121ZM61 122V121H60ZM2 123V122H1ZM4 123H6V125H8L7 123H8V121L7 122H4ZM10 123V122H9ZM33 123V122H32ZM62 123V122H61ZM60 123V125H62ZM65 123V122H64ZM153 123V124H152ZM180 123L181 122H176V124H175V128H177L176 126H178V125H180ZM258 123V125H259V130H260V132L261 133H264V113H261L260 114V116H259V119L256 121V124ZM3 124V123H2ZM13 125L15 124V123H12ZM12 124L10 123V125H11V127H12ZM17 124H18V121H17ZM20 124H22V123H20ZM20 124H18V125H20ZM46 125V127L50 124V123H42L41 125ZM52 124V123H51ZM160 124V125H159ZM166 124V125H167ZM170 124V123H169ZM171 124H172V122H171ZM183 124V123H182ZM1 125V124H0ZM5 124L3 125V126H6ZM56 125H58V124H55V126ZM120 125V124H119ZM174 125V124H173ZM227 125V124H226ZM255 125V124H254ZM21 126H23V125H21ZM27 126V125H26ZM25 126V127H26ZM161 126V127H160ZM185 126H183L184 128H185ZM222 126V125H221ZM45 127V126H44ZM51 126H49V127H47V128H50ZM53 127V126H52ZM58 127V126H57ZM56 127V128H57ZM60 127V126H59ZM165 127V126H164ZM166 127H169L168 125L166 126ZM165 127V129H167ZM182 127V126H181ZM182 127V128H183ZM254 127V126H253ZM6 129L8 128H10V127H5ZM5 128L3 127L2 129H4V131H5ZM13 128V127H12ZM29 128V127H28ZM53 128H55V127H53ZM66 128H67V126H66ZM182 128H180L181 130H182ZM2 129H0V132H2ZM11 129V128H10ZM9 129V130H10ZM19 129H20V127H19ZM22 129H24V128H22ZM51 129V128H50ZM169 129V128H168ZM167 129V130H168ZM179 129V128H178ZM9 130L7 131V132H5L6 134L9 132ZM13 130H14V132H13ZM12 130V132H9V134L11 133V135H12V133H17L16 131H18V129L15 131V129H13ZM66 130V129H65ZM162 130V131H163ZM176 130V129H175ZM213 131L212 133L210 132V131ZM217 129H215V131H216ZM3 131V132H4ZM157 131V132H156ZM171 131H173V130H171ZM171 131H168V132H171ZM179 131V130H178ZM250 131V130H249ZM3 132H2V134H3ZM168 132H166V134H168ZM174 132V131H173ZM176 132V131H175ZM183 132V131H182ZM181 132V133H182ZM254 132V131H253ZM5 133L3 134V135H5ZM64 133H65V131H64ZM164 134H165V132H163ZM179 133V132H178ZM1 134V133H0ZM8 134V135H9ZM156 136H155V135ZM163 134V135H164ZM174 133H172V135H173ZM180 134V133H179ZM182 134H184V133H182ZM214 134V133H213ZM69 135V134H68ZM127 135H129V137H130V139H128V137H127ZM160 135H162V133L160 134ZM159 135V136H160ZM175 135V134H174ZM187 135V136H188ZM2 136V135H1ZM0 136V137H1ZM7 136V135H6ZM14 136H16V134L14 135ZM59 136H60V138H59ZM155 136V137H154ZM171 136V135H170ZM169 136V137H170ZM176 136H178L177 134H176ZM5 137V136H4ZM9 137H10V135H9ZM8 137V138H9ZM54 137V136H53ZM158 137V136H157ZM168 137V138H169ZM183 137V136H182ZM181 137V135L178 137V138H182ZM20 138V137H19ZM162 138H167L166 137V135H165V137L163 136ZM167 138V139H168ZM171 138V137H170ZM178 138H176V139H178ZM246 139H249V137H245ZM262 138H264V137H252V139L250 140V144L253 146V144H254V142H255V140H259L258 142H259V149H263V147H264V143H263V140H262ZM5 139H6V142H7V138L5 137ZM160 139H161V137H160ZM159 139V140H160ZM220 139V138H219ZM11 140V139H10ZM17 140V139H16ZM20 140H22V139H20ZM19 140V141H20ZM55 140V139H54ZM220 140H222V139H220ZM249 140L248 141H246V143L248 142L249 143ZM5 141V140H4ZM4 141H2L3 143H4ZM9 141V140H8ZM13 141H15V140H13ZM12 141V142H13ZM170 142H171V139L169 140ZM179 142H180V140H178ZM244 141V140H243ZM2 142H0V147H1V149L3 150L4 148H2V146L3 145H1V144H3ZM5 142V143H6ZM16 142V141H15ZM116 142H117V144H116ZM130 142V143H129ZM164 142V141H163ZM183 142V141H182ZM181 142V143H182ZM212 142H211V145L213 146L214 145V143L212 144ZM16 143H18V142H16ZM20 143V142H19ZM160 143V142H159ZM242 143H244V142H242ZM245 143V144H246ZM116 144V145H115ZM154 144H155V142H153V148H156L157 147V145H155L154 146ZM160 144H162V143H160ZM160 144H159V147H160ZM172 144V143H171ZM175 144V143H174ZM189 144V145H188ZM8 146H9V143L7 144ZM26 145V144H25ZM25 145H24V147H21L20 149H19V151H18V154H16L17 153V151L14 153V152H11V149H9L8 150V152H7V148H5L6 149V153L8 154L9 153V151L12 153V157H13V155H15V157H19V158H14L15 160H17V162L19 161V159H26V157L28 156L27 155V153H23V156H25V157H23V156H21V154H22V152H24V148H25ZM150 145H151V143H150ZM177 145H179V143H177ZM176 145V147H174V149L176 148H178V147H181L180 145L179 146H177ZM185 145V144H184ZM248 146H249V144H247ZM22 146V145H21ZM48 146V145H47ZM145 146V147H144ZM163 146V145H162ZM161 146V147H162ZM207 146V147H206ZM18 147V146H17ZM130 147H133V149L135 148V145L134 146H130ZM129 147V148H130ZM138 147V148H139ZM152 147V146H151ZM160 147V148H161ZM169 147V146H168ZM183 147V149H184V146H182ZM191 147V148H190ZM231 147V146H230ZM249 147H251V146H249ZM255 147H257L256 145H255ZM10 148V147H9ZM27 148V147H26ZM25 148V149H26ZM48 148V147H47ZM124 148V149H123ZM140 148H142V147H140ZM146 148H148V146L146 147ZM170 148V147H169ZM185 148H186V146H185ZM213 148H214V146H213ZM136 149V148H135ZM134 149V150H135ZM163 149H164V147H163ZM196 149V148H195ZM194 149V150H195ZM199 149V148H198ZM246 149V148H245ZM1 150V151H2ZM28 150V149H27ZM27 150H25V152L27 151ZM123 150V151H122ZM133 150V151H134ZM138 150V149H137ZM140 150V149H139ZM146 150V149H145ZM151 150V149H150ZM160 150H162V148L160 149ZM160 150H158L157 149V151H156V149H155V152H157L158 153V151H159V155L157 156H155V154H157V153H155L154 154V156L157 158V159H159L158 157L160 156V157H162L161 155H160ZM169 150V149H168ZM171 150V149H170ZM172 150H173V148H172ZM172 150L171 151H169V153H172ZM178 150H179V148H178ZM178 150L176 151L177 153H178ZM193 150V149H192ZM192 150H191V152H192ZM205 150V149H204ZM203 149L201 150V152L202 151H204ZM210 150V149H209ZM212 150V149H211ZM224 150V149H223ZM13 151V150H12ZM122 151V152H121ZM132 151V152H133ZM143 151V150H142ZM147 151V150H146ZM144 152V154H146L147 152ZM149 151V150H148ZM151 151H153L152 153H154V150H151ZM167 151V150H166ZM166 151L164 152L163 150L161 151V153L162 152H164L163 154H165V155H167V153H168V151H167V153H166ZM183 151V150H182ZM186 151V150H185ZM185 151H183V152H185ZM198 151V150H197ZM206 151V150H205ZM216 151V150H215ZM243 151H245V150H243ZM242 151V152H243ZM250 151L251 150H247V151H245L246 153L248 152V153H250ZM2 152H4V150L2 151ZM1 152V153H2ZM137 152V151H136ZM140 152H141V150H140ZM150 152V151H149ZM148 152V153H149ZM181 152V151H180ZM179 152V153H180ZM183 152H181V153H183ZM187 152V151H186ZM190 152V151H189ZM219 152H220V150H219ZM5 153V152H4ZM3 153V154H4ZM11 153H9L8 155L10 156V154ZM19 153H21L20 154V156H19ZM151 153V152H150ZM151 153V154H152ZM178 153V154H179ZM193 153V152H192ZM198 153H200V152H198ZM203 153V152H202ZM201 153V154H202ZM206 153H207V151H206ZM209 153V152H208ZM213 153V154H212ZM2 154V155H3ZM26 154V155H25ZM126 154V153H125ZM132 154V153H131ZM137 154V153H136ZM142 156L144 155L143 153H140ZM151 154H146V158H147V160H148V158L151 156ZM174 154H176V153H174ZM174 154H173V156H174ZM184 154V153H183ZM185 154H187V153H185ZM184 154V155H185ZM194 154V153H193ZM210 154H212V156L213 155H215L216 153H214V152H211ZM226 154V153H225ZM245 154V153H244ZM6 155V154H5ZM5 155H4V157H5ZM123 155V154H122ZM135 155V154H134ZM138 156H141V155H139V154H137ZM164 155V156H165ZM168 155H170V154H168ZM182 155V154H181ZM181 155H180V157H181ZM184 155L182 156V158H183V160H184V162H186L187 163V161L189 160V159H187L186 157H188V154L187 155H185L186 157V160L187 161H185V158H184ZM195 155V154H194ZM197 155V154H196ZM207 155V154H206ZM223 155V154H222ZM246 155V154H245ZM133 156V155H132ZM132 156H130V160H132V159H134L135 157H137V156H135V157H133L132 159H131V157ZM148 156V157H147ZM153 156V155H152ZM190 156H192V155H190ZM190 156L188 157V158H190ZM198 156V155H197ZM212 156H207L210 160H209V163L211 162V163H213V160L214 159H211V157ZM240 156H242V155H240ZM116 157H118L119 159L118 160H121V162L123 161V163H126L125 165L123 164V163H121V164H123V165H121L123 168H124V170H128V171H124L123 170V173L126 175V177H128V178H124V179H129L131 182H129V180H126L125 182H123L122 181V183H124L125 185H122V184H119L117 181L115 182V183H118V184H114V180L116 179V177L118 176L117 174H116V172L119 170H117V165L118 164H116V163H118L119 161L117 160V158ZM122 157V158H121ZM144 157V156H143ZM143 157H141V158H143ZM167 159H160V161L161 160H164L163 162L161 161V163H165V162H167L166 160H169V156L167 157V156H165ZM165 157H162V158H165ZM193 157V156H192ZM204 157V156H203ZM215 157V156H214ZM2 158H3V156H2ZM127 158H129L128 156H127ZM138 158V157H137ZM145 158V159H146ZM152 158V157H151ZM150 158V159H151ZM181 158V159H182ZM200 158V157H199ZM208 158H205V159H207L208 160ZM213 158V157H212ZM4 159V158H3ZM8 159H9V157L8 158H6V159H4V161H8ZM13 159V158H12ZM11 159V160H12ZM14 159L11 161L10 159V161H11V163L13 162V163H15V161H14ZM117 160V162H116V160ZM140 159V158H139ZM149 159V160H150ZM176 159V158H175ZM193 159H195V160H197V158H193ZM202 159V158H201ZM201 159H199L200 161H201ZM28 160V159H27ZM128 160V159H127ZM143 161H144V159H142ZM152 160V159H151ZM174 160V159H173ZM21 161H23V160H21ZM20 161V162H21ZM29 161V160H28ZM133 162L135 161H137V160H132ZM142 161V162H143ZM158 161V160H157ZM175 161V160H174ZM178 161H180V160H178ZM191 161H193V160H191ZM200 161H198V162H200ZM203 161V160H202ZM9 162V161H8ZM8 162H7V164H8ZM37 162V161H36ZM138 162H140L139 160L136 162V163H138ZM146 162V161H145ZM148 162V164H150L149 163V161H147ZM154 162H156V159H155V161ZM159 162V161H158ZM172 163L171 162V159H170V161H168V163ZM190 162V161H189ZM196 161H193L192 162V164L193 163H195ZM216 162V161H215ZM3 163H5V162H3ZM3 163H1L0 162V164H3ZM128 163H130L131 165L133 164L132 162H129V160H128ZM185 163V164H186ZM210 163V164H211ZM7 164H5V165H7ZM17 164V163H16ZM24 164V163H23ZM26 164V163H25ZM144 164H146V163H144ZM143 164V165H144ZM159 164H160V162H159ZM162 164V165H163ZM167 164V163H166ZM178 164V163H177ZM10 164H8V166H9ZM14 165V164H13ZM41 165V166H42ZM134 165H135V163H134ZM133 165V166H134ZM161 165V164H160ZM171 165V166H172ZM183 165V164H182ZM196 165V164H195ZM7 166V167H8ZM11 166V165H10ZM9 166V167H10ZM36 166H38L37 165V163H36ZM116 166V167H115ZM119 167H120V169H123L121 166H120V163H119V165H118ZM145 166V165H144ZM155 166H158V165H156L155 164ZM170 166V165H169ZM174 166H172V167H174ZM204 166V165H203ZM1 167H2V165H1ZM0 167V168H1ZM12 167V166H11ZM153 167H154V165H153ZM184 167V166H183ZM4 168H5V166H4ZM13 168V167H12ZM145 168V167H144ZM155 168V167H154ZM216 168V167H215ZM221 168V167H220ZM9 169H11V168H9ZM15 169V168H14ZM13 169V170H14ZM114 169H116L117 171H115ZM136 169V168H135ZM170 169V170H169ZM187 169V168H186ZM217 169V168H216ZM12 170V171H13ZM16 170V169H15ZM230 170V169H229ZM8 171V170H7ZM11 171V172H12ZM18 171V170H17ZM115 172V179L113 180L112 178H113V173ZM121 171V170H120ZM120 171H119V173H120ZM191 171V170H190ZM19 172V171H18ZM21 172V171H20ZM129 172H131L130 174H133V172L130 170ZM17 173V172H16ZM15 173V174H16ZM121 173H122V171H121ZM223 173V172H222ZM13 174V173H12ZM129 173H128V175H130ZM14 175V174H13ZM12 175V176H13ZM21 175H23L22 173H21ZM122 176V174L120 175V177ZM133 176V175H132ZM136 176V175H135ZM138 176V177H139ZM211 176V175H210ZM214 176V175H213ZM212 176V177H213ZM263 176V175H262ZM17 177V176H16ZM20 177V176H19ZM119 176H118V178L119 179H117V180H121V178H120ZM188 177H190V176H188ZM198 177V176H197ZM24 178V177H23ZM133 178V179H132ZM15 179L16 178H14V184L16 183L15 182ZM21 179V178H20ZM132 179V180H131ZM196 179V178H195ZM7 180V181H6ZM13 180V179H12ZM11 180V181H12ZM123 180V179H122ZM10 181V180H9ZM26 181V182H27ZM32 181V182H33ZM190 181V180H189ZM194 181V180H193ZM208 181V180H207ZM206 181V182H207ZM213 181H215L214 179H213ZM13 182V181H12ZM23 182V181H22ZM112 182H113V184H112ZM120 182V181H119ZM127 182V183H126ZM129 182V183H128ZM228 182V181H227ZM11 183V182H10ZM18 183V182H17ZM16 183V184H17ZM20 183V182H19ZM24 183H25V181H24ZM23 183V184H24ZM214 183V182H213ZM212 183V184H213ZM12 184V183H11ZM26 184V183H25ZM24 184V185H25ZM32 184V183H31ZM135 184V183H134ZM196 184H197V181H196ZM201 184V183H200ZM207 184H210V183H207ZM116 185H118V186H120V185H122V187H117L116 188ZM138 185V186H137ZM187 185V184H186ZM13 186H14V188H15V190H13ZM19 187H20V185H18ZM31 186L33 187V189L31 188ZM191 186V185H190ZM188 187V186H187ZM207 187V186H206ZM209 187V186H208ZM34 188H36V189H34ZM211 188V187H210ZM18 189H21V188H18ZM25 189V192L23 191ZM121 191L120 193L118 192V191ZM189 190V189H188ZM205 191H207V189L205 190ZM210 191V190H209ZM152 192H154V194H156V195H154V196H152ZM19 193V192H18ZM187 193V192H186ZM33 194H36V195H33ZM188 194V193H187ZM19 195V194H18ZM17 195V196H18ZM23 195H25V194H23ZM34 196L35 198L33 199V197H32V199L33 200H31V198H29L30 196ZM27 196H24V197H27ZM211 196V195H210ZM184 197V196H183ZM23 198V197H22ZM181 200V199H180ZM223 200V199H222ZM185 201V200H184ZM183 201V202H184ZM188 201V200H187ZM176 202H174V204L176 205L177 203ZM186 202V201H185ZM200 202V201H199ZM222 202V201H221ZM173 203V202H172ZM188 203V202H187ZM201 203V202H200ZM203 203V202H202ZM262 203V202H261ZM260 203V205L262 206L263 204H264V201H263V204H261ZM226 204V203H225ZM178 205V204H177ZM181 205V204H180ZM186 205V204H185ZM194 205V204H193ZM199 205V204H198ZM202 205V204H201ZM260 205H258V206H260ZM190 206V205H189ZM255 206V205H254ZM257 206V205H256ZM183 207H185V206H183ZM194 207H195V205H194ZM202 207V206H201ZM200 207V208H201ZM181 208V207H180ZM187 208L188 207H186V210H187ZM189 208H191V207H189ZM189 208H188V210H189ZM196 208V207H195ZM198 208V207H197ZM204 208V207H203ZM253 208V207H252ZM262 209L264 208V205H263V207H261ZM228 209V208H227ZM258 209H259V207H258ZM196 210V209H195ZM205 210V209H204ZM255 210H256V208H255ZM264 210V209H263ZM203 211V210H202ZM206 211V213H207V210H205ZM191 212H193V211H191ZM214 212V211H213ZM213 212H212V214H213ZM225 212V211H224ZM232 212V211H231ZM254 212V211H253ZM143 213H145L146 215H147V217L145 218L146 219V221H144V222H146V223H144L143 221H142V215H143ZM262 213H263V211H262ZM144 214V215H145ZM185 214V215H184ZM189 214H190V212H189ZM204 213L202 212V214L201 215H203ZM209 214V213H208ZM251 215H253V214H255V213H250ZM258 214V213H257ZM257 214L256 215H254V216H257ZM189 216V215H188ZM195 216V215H194ZM248 216V215H247ZM263 216V215H262ZM191 217V216H190ZM260 217V216H259ZM259 217H256V219L257 218H259ZM168 218H172L173 219V221L175 222V223H178L179 225L181 224V225H185L186 227H188V228H192V229H194V230H191V231H189V233H188V235H182L180 232H179V230H176V231H174V233H172V234H170V232H167V231H161L158 227H156L155 226V224L157 223V222H160V221H162V220H168ZM195 218V217H194ZM208 218V217H207ZM230 218V217H229ZM240 218V217H239ZM254 218V217H253ZM196 219V218H195ZM144 220V219H143ZM203 220V219H202ZM209 220H211V219H209ZM196 221V220H195ZM206 222V221H205ZM209 222V221H208ZM259 223V222H258ZM247 224V223H246ZM176 225V224H175ZM249 225V224H248ZM222 230V229H221ZM199 233V232H198ZM203 233V232H202ZM201 233V234H202ZM146 235V237H148L149 235H154V238H153V240L151 241V244L149 243L148 245L146 244L145 246H148V247H145L144 245H143V247L144 248H141L142 246V244L139 246V244H140V241H141V239H142V237H143V235ZM200 234V233H199ZM194 236V235H193ZM153 237V236H152ZM237 237V236H236ZM243 236H240V237H238L239 239L240 238H242ZM205 239V238H204ZM199 241V240H198ZM204 241V240H203ZM128 242V241H127ZM126 242V243H127ZM129 243V242H128ZM137 243H139V244H137ZM143 243V242H142ZM202 243V242H201ZM200 243V244H201ZM137 244V245H136ZM214 244H218L219 246H221L222 248V251H221V253H215V254H213V252H212V247H213V245ZM126 245V244H125ZM129 246V245H128ZM119 248V249H118ZM140 248L141 249H144V251H141L140 250ZM124 250V249H123ZM124 251V252H125ZM122 252V251H121ZM128 252H130V253H128ZM217 252V251H216ZM111 253V254H110ZM113 255V254H112ZM121 255V254H120ZM116 257V256H115ZM132 257V258H133ZM113 258V257H112ZM122 258V257H121ZM249 261V262H250ZM226 262V263H225ZM119 264V263H118ZM121 264V263H120Z\"/></svg>", "mask_w": 264, "mask_h": 264}, {"label": "rangeland", "instance_id": "obj_2", "mask_svg": "<svg viewBox=\"0 0 264 264\" xmlns=\"http://www.w3.org/2000/svg\"><path fill=\"white\" fill-rule=\"evenodd\" d=\"M13 1H15V2H13L12 3V5L10 6L11 8H7L6 9V7H5V2L2 0L1 2H0V6H2V7H0V16H1V20L3 19V18H5V19H3L1 22H0V24L2 25H0V66H1V69H0V79L2 78L1 77V75L4 77L3 78V80H2V82L4 81V83H7V82H5V81H8V80H6L5 79V77L8 79L9 77H10V79L9 80H15V79H17L18 77L15 75L14 76V73L15 74H19L18 76H19V78H21V77H23V75L26 73V72H28L29 74H31L32 73V76L33 75H35V77L36 78H34V76L32 77L31 76V78L30 77H28L29 78V80L27 81L26 80V75L27 76H30V75H28V73H26V75H24V79L23 80H21V79H18V82H10V81H8L10 84H8L7 83V86H6V84L4 85V83H2L1 81V83L3 84V86H5V87H3L2 88V85H1V83H0V88L1 89H4V91H2L1 89H0V91H1V93H5L4 94V96H3V94H0L1 96L0 97H2L3 96V98H1L0 100H2V99H4V101H5V99H6V101H10V102H17V104L14 102V104L13 103H11V104H8V105H3V104H6L3 100L1 101V103L3 102V107H2V105H0V107L3 109H1L0 108V113L2 114V115H0L1 117H0V129H2L3 127L5 128L6 126L7 127H10L9 129L7 128H5V131H4V129H2V132H3V134L5 133V132H7L8 130H9V132H12V130L13 129H15V131L18 129V131H16L17 133H12V135H11V133L9 134V132L6 134L5 133V135H3L2 134V132H0L1 134H0V142H2V141H4V143L3 144H1V145H3L2 146V148H4L3 150H4V152H2L3 150L1 149V147H0V162L1 163H3V162H5V163H3V164H0V167H1V165H2V167L0 168V169H2V171H6L7 172V174L9 173V175H7V180H8V185L11 187L12 185H14L15 186V188H16V190H19L18 192H17V194H16V198L18 199V197H19V199L20 200H22V199H26V198H28V196H27V194H28V192H27V194L26 193H23V194H25V195H20V193H21V191L20 190H22V187L23 186H27V185H29V184H27L28 183V181L27 180H32L33 181V179H37L36 177H40V176H36L35 178H33L32 177V175L33 176H35V175H38V174H40L41 172L40 171H42V169H43V165H42V163H41V161H43L44 160V156H45V152H46V150H48V149H50L49 148V146H53V144L55 143V141H56V137H58V135H61L62 137L64 136H66V137H70L71 136V130L69 129L70 128V123H72V121H71V119H73V121H75L77 118H79V117H81L82 118V115H81V112H75L76 111V109L74 108V106H71L70 104H68V106H67V101L64 99V96H61V95H64V93L66 92V87H68V82L69 81H67V78H70L71 76H72V74H73V72L75 71V70H78V71H81V70H86V69H88V70H93V68H94V64H96V61L97 60H99L101 57H102V54H101V52L100 51H102L103 49L104 50H107L108 52H109V54H110V52H112L111 54L113 55H109V57L111 58H113L114 56V60L115 61H119L118 59H119V57H118V54H117V52H118V50H120V48L122 47V45L124 44L125 45V43H126V45H128V43H129V45L128 46H131V47H133V46H135L136 44H137V41L136 40H138L139 38H140V36L139 35H136V34H138V33H136V34H132L133 32H131V26H130V23H129V20H131V18H129V16L131 17V13L132 12H136L139 16H141V19L144 21L143 23H144V26H146V28L144 27V29H145V31L148 29V27L150 28V29H148V30H151L150 31V33H149V31L147 30V32H146V37H147V39L149 38V39H151V40H149V41H146L147 43V45L148 44H152V42H154V40L153 39H158V42H160V46H162V47H160L159 48V50L160 51H158L157 52V58L159 57V58H161V59H163V60H161V59H158V62H159V67H158V70H159V72H160V75H161V77H162V74H163V76L164 77H162V83H163V86L164 85H166V84H169V82L172 84H176V85H179L180 86V88H178V86H177V88L178 89H182L181 87H184V92L182 91V90H178V92L179 91H181L179 94H181V95H179V96H183L182 97V99H181V97H180V100L181 101H179V103H178V106H176V107H182V109H184L183 107H185V111H188L190 114H191V112H194V110H196V109H198V107L201 109V108H203L204 106H203V104H202V102H203V98H201L200 99V93L201 92H203V89H204V82L206 81V80H208V78H209V80H208V82H209V85L211 86L212 85V83L211 82H217L216 84L217 85H220V86H218L217 87V85L215 84V92H218L217 93V96L223 101L224 99L226 100H224L223 101V104L221 103V100L219 101L220 103H218L217 105L215 104V105H213V108L211 109L210 107H208L209 109H210V111L211 110H213L214 111V114H213V116L215 117V119H213V121L214 122H217V124H214V126H213V128H212V130L214 129V132L211 130L210 132L212 133V135H211V137L213 136V142L211 141V139H209V141H208V143L209 144H207V146L209 147V146H211L210 148H204V145H198L197 147H195V148H191V150H192V152L195 154H193L192 152H191V150H189V149H187V141H188V138H185L187 141H184L185 139H183L185 136L186 137H193L192 135H188V133L186 134V132H187V130L186 129H190V126L191 125H189L190 124V121L189 120H187L186 119V115L185 114H183L182 112L184 111H181L180 110V108H178V111H181V116H179L180 115V112H175L174 113V111H173V109H176L177 110V108L176 107H173L172 108V105L169 103V102H164V100H162L163 99V97H161V99L160 100H158V102L157 101H155V104H156V108L154 107V109L155 110H157L156 111V114L155 113H153V112H151V111H149V109L148 108H146V105L144 106V105H142V106H140V107H142V108H139V111L138 112H140V114L138 113L137 115V118L139 119V120H141L142 118H143V120L141 121V122H146V120H145V114L147 113V115L149 116L150 114H152V115H150L149 117L151 118V119H153L154 117H155V115H156V119L154 120V121H156L157 120V113L158 112H161V113H158V116L160 117V118H162V117H165L164 119H166V117L168 116V114H170L171 113V111H172V113H174L178 118L180 117L181 118V120L184 118L185 119V122H184V120H180L179 121V119H177V117L176 116H174V118H173V116L170 114L169 115V119L171 120L167 125L169 126V127H166L167 125L165 124L164 125V123L163 122H167V119H166V121L165 120H163V118H162V120L160 121L159 120V122L161 123V126H163L162 128H164V130L162 131L161 129H158L159 127L157 126V121L156 122H154L153 120H150V122H152L153 121V123H155L156 124V128H157V131H159V132H157V133H155L154 135L156 136V138H158V141H157V139H155L154 141L152 140V141H150V143H151V145H150V143L149 144H145V146L147 147L148 146V148H146L145 146V149L147 150H145V149H143V146H140V147H142V148H140L139 146H137V145H140V144H138V142H137V144H134L135 142L133 141V140H131V144H128V147H124L123 149L125 150V151H131V153L129 152V155H128V152H125L124 153V151L121 153V156L124 158V155H125V161H127V164L126 163H123V161L121 162V160H118L119 158L118 157H116L117 158V160L119 161L118 163H116V164H118L119 165V163H120V166L121 165H125L126 166V168L128 169V167H130L131 166V171L133 172V174H130L131 172H129L128 170H124V166L122 167L123 169H120V167L117 165V170L116 169H114L115 171H117L116 172V174L120 177V175L122 174V176L120 177L121 178V180H117V179H119L118 178V176L116 177V179H115V172L113 173V180H114V184H122V185H125L124 183H122V181L123 182H125L126 180H129L130 179V177H133L134 178V180H135V182L134 181H132L133 182V184L131 183V185L132 186H136V184H138L139 182V184L141 185V181L139 180L140 179V176H139V172L138 173H136V174H134V171L135 172H137V171H143V170H147V168H149L147 165H149L150 166V168L149 169H151L152 170V168H153V171H155V170H158V169H160V170H165V169H163V168H166V170H168V168H170L171 170H173V169H178V168H175V166L176 167H179V169L181 170L182 168L185 170V174H186V180L187 181H185L186 182V184H185V186H184V188H185V190L184 191H186V192H184L183 194H181V196L179 197V200L176 202V200L174 201V198H172V201L170 200V203L173 205V207L174 208H176V209H178V207H179V211L181 212H183L184 210V212H187V213H185L186 215H187V217H189V218H193L192 220H194V222H195V225L196 226H194L195 228H198V229H195L197 232L195 233V234H193V232H191V236H192V238H191V240H193V242H194V244L195 245H199V246H202V244H204V243H208V245H211V240H210V236H211V234L213 233V232H216V231H222V233L224 234V235H226V236H228V237H230V238H232V241H231V243H233V242H235L233 245H234V247H236V246H239L240 244H245L246 242H248V238H249V236L246 234V231H245V229H246V227H248V228H253V227H255V228H258V230H260L261 231V236H260V239L257 241V243H256V245H257V248H261L262 246H263V244H264V208L262 209L261 207H263V201H264V147H263V149L261 148V149H259L258 147H259V140H255V142H254V144H253V146L250 144V140L252 139V137H264V133H261L260 132V130L258 129L259 128V125H258V123L256 124V121L259 119V116H260V114L261 113H264V80H262V79H264V78H262V77H264L263 75H264V70L261 68L262 66L260 65V64H263V62H264V52H262L263 50H262V48L264 49V0H241L242 1V3H241V1L240 0H205V2L207 1L208 2V4H205V2H204V0H200V1H198V2H201V3H197V0H193L192 1V4H194V5H192V4H190V2H191V0H190V2L188 1V0H173L175 3H173L172 1H170L169 0V3H168V1L166 0V3H165V0H158L159 1V3H158V1L157 0H149V2L148 1H146V4H148V6L144 3L145 1L144 0H137L138 1V3H137V1L136 0H130V1H126V2H123L124 0H118V3H120L121 4V8L118 6L119 4H117L116 2H114V0H100V2H99V0H98V2H96V3H98L97 5L94 3L95 1L94 0H87V1H82V3H81V0L78 2L77 0H75L76 2H74V0H44V2H43V0H36V1H34V0H27V1H25V0H13ZM21 1V2H20ZM23 1H25V2H23ZM32 1H34V4L33 3H31ZM54 1H55V3H54ZM66 3H65V2ZM67 1H68V4H67ZM93 2V4L95 5V6H97V10H96V7L95 8H93V9H95L94 11H93V13H92V6L93 5H91V9L88 7V8H86V6L85 5H87L86 3H88L89 4V2H90V4ZM108 1V3L110 4V2H111V4L114 2L115 4H112L111 6L109 5V6H107L108 5V3H106V2ZM136 1V3H134L133 4V2H135ZM156 5H154L152 2ZM182 1H184V3L185 4H183L182 6H181V2ZM186 1L188 2V3H186ZM228 3H227V2ZM17 2V3H16ZM30 2V3H29ZM45 3L44 5H43V3ZM49 2V3H48ZM57 2V3H56ZM60 2V3H59ZM103 2H105V3H103ZM121 2H123V4L121 3ZM148 2V3H147ZM156 2L158 3V4H156ZM163 2V3H162ZM204 2V4L206 5V7H205V5H203L202 3ZM211 2V3H210ZM222 2V3H221ZM238 2L240 3L239 5H238ZM23 3V4H22ZM26 5H25V4ZM27 3H29V4H31L32 6L34 5L35 7H37V9L36 8H34L33 10H37V12H35V11H33L32 13H31V15H28V17H26V18H24V16H25V14L26 13H24V12H26L27 11V9H28V7H29V4H27ZM75 3H77V5L76 6H74L75 5ZM101 3V4H100ZM150 3V4H149ZM172 3V4H171ZM195 3H197V4H195ZM210 3V4H209ZM213 3V4H212ZM219 3H221V4H219ZM13 4H14V6H13ZM50 4V5H49ZM52 4H53V6H52ZM83 4H85V5H83ZM89 4V5H90ZM133 5V6H130V5ZM145 5V9H146V6H147V10L149 11V9H150V11L148 12V13H150V14H147L146 13V11L147 10H145L144 9V5ZM152 4H153V6H152ZM167 5V6H169L170 4V6H172L171 8L170 7H167V10H166V7H165V9H164V6L165 5ZM175 4V6H173ZM187 4V5H186ZM217 5V7H216V5ZM218 4H219V6H218ZM231 5V7H230V5ZM37 5V6H36ZM49 5V6H48ZM67 5V6H66ZM78 5H79V7H78ZM88 10V11H91V13L93 14V16L94 17H92V14L91 15H89L88 13V11L87 10H85V12L84 11H81V10H79L78 8H83L84 9V7ZM89 5H87V6H89ZM98 5L100 6V7H102V8H98ZM124 5H125V7H124ZM139 7H138V6ZM161 5V6H160ZM179 7H178V6ZM189 5V6H188ZM192 5V6H191ZM196 5V6H195ZM198 5V6H197ZM207 5H209L208 6V8H207ZM234 7H233V6ZM44 6V7H43ZM48 6V7H47ZM66 6V7H65ZM68 6H69V8H68ZM73 6V7H72ZM82 6V7H81ZM107 6V7H106ZM115 6V8H113V7ZM141 6V7H140ZM152 6V7H151ZM158 6V7H157ZM184 6V7H183ZM213 6V7H212ZM225 6V8L223 9V7ZM41 7H42V10L40 11L41 13H42V11H43V15L42 14H40L38 11L41 9ZM56 7V8H55ZM60 7H62L61 9H60ZM76 7V8H75ZM106 7V8H105ZM109 7V8H108ZM129 7V8H128ZM135 7V8H134ZM149 7V8H148ZM176 7V8H175ZM182 7V8H181ZM197 7V8H196ZM212 9H210V8ZM228 7V8H227ZM242 7V8H241ZM22 8V9H21ZM66 8H67V10H66ZM75 9V11H74V9ZM117 8H119V9H117ZM123 8V9H122ZM155 8V9H154ZM156 8H158V9H156ZM161 8H163L164 10H162ZM180 8V9H179ZM207 8V9H206ZM11 9V10H10ZM21 9V10H20ZM56 9H59V10H61V11H59V12H56ZM65 9V10H64ZM77 9V10H76ZM110 9H112V11L110 10ZM120 9H122V12L120 11ZM126 9V11H123V10H125ZM134 9V10H133ZM174 9V10H173ZM177 9H179V10H177ZM184 9V10H183ZM210 9V14L208 13V10ZM214 9V10H213ZM223 9V10H222ZM226 9V10H225ZM229 9V10H228ZM231 9V10H230ZM1 10H5V11H1ZM44 10H45V12H46V10L47 11H49L50 12V15H49V17H51V18H49L48 16H47V19L49 20L50 19V23H52V21L53 22H58L57 24H58V26H53L52 24H49L48 22H47V20H46V24H45V27H48V28H46L45 30L46 31H54L55 33H56V37H55V42H57V39L56 38H58L59 36H60V38L62 37V36H64V34L66 35V36H64V37H66V39H68V40H65V38L64 37H62V38H64V40L61 38H59L58 39V42L57 43H59V41H60V43H62V45L60 44V45H58L59 46V48L60 49H64V50H66L67 49V46H68V44L69 45H71L72 43L75 45V46H77V48L79 49V50H81V52H83V54L82 55H80L81 56V58H80V56H78L77 57V59H78V62H77V60L76 59H73L72 57H69V56H65V58H67V59H64V57H63V55L64 54H62L61 55V53H57L58 51H60V49L59 50H55V52H54V54H50V55H47V57H46V63L44 62V65L46 64V66L47 65H50V66H56V67H52L54 70H52V68H49V66H47V68L49 69V71H48V69L47 68H45V66L43 65V63L41 62V61H39V60H37V61H31L32 62V64H31V62L30 63H26L25 62V60L23 61L22 60V58H20V56H21V54L20 53H22V55H23V47H22V44H25L24 43V41L23 42H21L23 39H21L20 41H18V39H17V37H18V35H17V32H15V30L17 29V27H18V22L20 21V20H24V21H26V22H24L25 23V25L26 26H30L31 25V23H32V25H34V23L37 21V20H40L41 18H43V17H45V13H44ZM62 10L64 11L63 13H61L62 12ZM78 10L80 11V12H84V14H88L89 16V18L90 19H92V20H90L89 21V18H87V16L86 15H81V14H79V13H77L78 12ZM104 10V13L103 12H101V11H103ZM133 10V11H132ZM155 10H156V12H157V10H158V12H157V15H156V13H155ZM160 10V11H159ZM169 10H171L170 11V13H169ZM182 12H181V11ZM8 11H10V12H8ZM22 11H23V13H22ZM52 11H53V13H52ZM58 11V10H57ZM72 11H73V13H72ZM117 11V12H116ZM118 11H120L119 13H118ZM144 13H142V12ZM152 11H154V12H152ZM166 11V12H165ZM168 11V12H167ZM174 11V12H173ZM180 11V12H179ZM14 12V13H13ZM20 12V13H19ZM66 12H67V14H66ZM71 12V13H70ZM74 12H76V13H74ZM94 12H96L95 13V15H94ZM101 12V13H100ZM105 12H107V13H105ZM109 12V13H108ZM110 12H113V13H110ZM140 12H141V14H140ZM160 12V13H159ZM178 12V13H177ZM185 14H184V13ZM199 12V13H198ZM3 13H6V14H3ZM11 13V14H10ZM58 15H57V14ZM61 14V16H60V14ZM99 13V14H98ZM117 15H116V14ZM158 13H159V15H158ZM166 13V14H165ZM167 13H168V16H167ZM180 13V14H179ZM193 13V14H192ZM195 13V14H194ZM224 13H226V14H224ZM263 13V14H262ZM3 16H2V15ZM15 14V15H14ZM35 16H34V15ZM41 15L42 17L41 18H37L36 16L37 15ZM47 14H48V12H47ZM46 14V15H47ZM51 14H54L55 16H53V15H51ZM64 14V15H63ZM77 14V15H76ZM79 14V15H78ZM97 14V15H96ZM111 14V15H110ZM114 14H115V16H114ZM121 14V15H120ZM125 14H128V15H125ZM149 16L150 15V17H148L147 15ZM165 14V15H164ZM178 14H179V16H178ZM181 14L183 15V16H181ZM221 14V15H220ZM11 15V17H9ZM67 15H68V17H67ZM81 15V16H80ZM99 15V16H98ZM113 15V16H112ZM152 15H154V16H152ZM225 15V16H224ZM229 15V16H228ZM14 16V17H13ZM23 17V19H21L22 17ZM32 16V17H31ZM60 17V19H59V17ZM104 16H106V17H104ZM109 16V17H108ZM127 16V20H126V22H125V17ZM162 16H163V18H162ZM176 16V17H175ZM192 16V17H191ZM9 17V18H8ZM53 17H56L55 19H56V21H55V19L53 18ZM81 17V18H80ZM86 17V18H85ZM124 17V18H123ZM143 17V18H142ZM147 17H148V20H149V18L151 19V22H150V20H149V24H147ZM172 17V18H171ZM185 17V18H184ZM225 17L228 19H225ZM29 20H28V19ZM65 18V19H64ZM83 18V19H82ZM100 18V19H99ZM111 18H112V20H111ZM122 18V19H121ZM129 18V19H128ZM146 18V19H145ZM17 19L19 20V21H17ZM28 21H27V20ZM32 19V20H31ZM62 19H64V20H62ZM80 19V20H79ZM84 19H88V20H84ZM95 19V24H94V26H97L98 27V25H106L107 23H105L106 22V20L107 21H109V20H111L112 22H108V24L110 25L111 23L113 24V25H110V26H114V24L116 25V29L119 31V33H118V37L120 38L121 37V40L119 41V42H117V43H114V44H116V45H114L113 44V42L111 43L110 41L107 43H101V44H98V45H91L90 47L94 50V52L96 53L97 51H99L97 54H94V57H90V56H85L84 55V49H85V41H86V39H88L89 38V30L88 29H90L91 28V26L92 27H94L93 25H91L93 22H91V21H93ZM99 19V20H98ZM104 19H106L105 21H104ZM154 19V20H153ZM161 19H165V20H168V26L167 27H169V31H171V30H174V31H172V32H174L175 34H174V37L176 38H174L175 39V41H176V43H175V41H174V49H175V53L177 54H175V57H176V59H175V62L178 60V58L179 57H177L178 56V53H179V56H180V54H182L181 56L183 57V54H186L183 58H182V64H180V66H182V67H186L187 69H185L184 70V68L182 69V71L179 73V74H177V75H179V76H175V75H173V74H171L172 72H171V70L168 68V65H166V68H168V70L167 69H162L161 67V65H163V68H164V64L166 63V64H168V55L166 56L165 54H163V53H165L164 51L165 50H163V48H165L166 49V47H170V45L172 44L171 42L169 43L168 41H170V40H166L165 38H167V36H168V34L165 32V31H162V30H164V28H165V26H164V28H163V26L162 25H165V20H161ZM170 19V20H169ZM172 19V20H171ZM174 19H176L175 21H174ZM220 19V20H219ZM221 19H222V21H221ZM227 20V21H225V20ZM235 19V20H234ZM6 20H8L7 22L9 23V25H7L8 23L7 22H5ZM57 20H59V21H57ZM60 20H62V21H60ZM82 20V21H81ZM100 20H102L101 21V24L99 23V21ZM115 20H116V22H115ZM178 20H180V21H178ZM182 20V21H181ZM3 21H4V23H3ZM31 23H30V22ZM34 21V22H33ZM64 21V22H63ZM69 21H71V25L70 24H68V22ZM74 21V22H73ZM118 21H120V23L118 22ZM121 21H123V23H121ZM153 21H155V22H153ZM161 21H162V23H164V24H161ZM170 21H172V22H170ZM221 21V23L219 24V22ZM79 22V23H78ZM81 22V23H80ZM83 22V23H82ZM99 23V24H97V23ZM103 22V23H102ZM125 22V23H124ZM153 22V23H152ZM177 22H179L178 24L180 25V27H178L177 29H176V27H173V23H175V26H176V23ZM6 23V24H5ZM65 23V24H64ZM70 23V22H69ZM89 23V25H86V24H88ZM154 23H157V25H155ZM183 24V25H181V24ZM228 23V24H227ZM262 23V24H261ZM30 24V25H29ZM78 26H76V25ZM78 24H80V26H81V24H83L81 27H79V25ZM85 24V25H84ZM106 25V26H109V25ZM128 24V25H127ZM146 24V25H145ZM154 24V25H153ZM192 24V25H191ZM211 24V25H210ZM15 25V26H14ZM47 25V26H46ZM53 27H52V26ZM75 27H77V28H75ZM91 25V26H90ZM118 25V26H117ZM121 25V26H120ZM186 27H185V26ZM220 25H222V26H220ZM225 25H226V27H225ZM261 25V26H260ZM68 26V27H67ZM70 26V27H69ZM158 28H157V27ZM162 26V27H161ZM172 26V27H171ZM1 27H2V29H1ZM5 27V28H4ZM31 27V26H30ZM50 27H52V28H50ZM58 27V28H57ZM87 27V28H86ZM117 27H119V28H117ZM128 27V28H127ZM154 29H153V28ZM9 28V29H8ZM13 28H15V30L13 29ZM32 28V27H31ZM50 28V29H49ZM54 28L55 29H57V30H59V31H57L56 32V30H54ZM68 29V30H66V29ZM69 28H70V30L72 29V32L69 30ZM75 28V29H74ZM78 28L80 29V28H83V29H80V30H78ZM124 28V29H123ZM182 28V29H181ZM220 28H222V29H220ZM53 29V30H52ZM61 29H63V32H65V33H62L61 31ZM131 29V30H130ZM157 29H158V31H159V33H160V35H158L159 33H157L158 31H157ZM180 30V33L179 32H177L176 30ZM222 30V32L223 31H225V32H223V33H221V32H219L220 30ZM224 29V30H223ZM226 29H227V31H226ZM260 29H262V30H260ZM75 30H76V33H75ZM82 30V31H81ZM157 32H156V31ZM178 30V31H179ZM182 30V31H181ZM207 30V31H206ZM229 30V31H228ZM234 30V31H233ZM68 31V32H67ZM125 31H127L126 33H125ZM133 31V30H132ZM154 31H155V33H154ZM162 31V32H161ZM209 31V32H208ZM211 31V32H210ZM8 32V33H7ZM10 32L12 33V34H10ZM67 32V33H66ZM74 32V33H73ZM77 32H79V34L77 33ZM86 32H88V34L86 35ZM129 32V33H128ZM131 32V33H130ZM166 33V37L164 38V37H162L163 36V34H161V33ZM261 32V33H260ZM59 33V35L57 36V34ZM70 33H73V34H70ZM152 33V34H151ZM164 33V34H165ZM204 33H206L205 34V36H204ZM210 33V35L207 37V34H209ZM214 33V34H213ZM216 33V34H215ZM126 34V35H125ZM130 34V35H129ZM140 34V33H139ZM150 34V36L148 37V35ZM155 34H157V38H156V35L154 36ZM223 34V35H222ZM263 34V35H262ZM12 35V36H11ZM13 35H15V36H13ZM62 35V36H61ZM69 35H71V36H69ZM72 35H74V37L72 36ZM120 35V36H119ZM123 35V36H122ZM135 35H136V39H135ZM184 35V36H183ZM216 35V36H215ZM222 35V36H221ZM226 35H227V37H226ZM11 36V37H10ZM69 36V37H68ZM75 36H77L76 38H75ZM88 36V37H87ZM152 36V37H151ZM165 36V35H164ZM178 36V37H177ZM224 36H225V38H224ZM130 37V38H129ZM139 37V38H138ZM169 37V36H168ZM211 37H213V38H211ZM220 37V38H219ZM261 37V38H260ZM15 38V39H14ZM83 38H84V40H83ZM128 38V39H127ZM207 38V40H204V39H206ZM210 38V39H209ZM241 38H243V39H241ZM73 39V40H72ZM124 39H125V41H124ZM146 39V40H147ZM168 39V38H167ZM177 39L180 41V42H177ZM215 39V40H214ZM61 40H63V42L65 43H63ZM80 40V41H79ZM123 40V41H122ZM162 40H163V42H167V46H166V44H164V43H162ZM213 40H214V43L216 44H214L213 43ZM261 40H263V41H261ZM18 41V42H17ZM66 41H68V42H66ZM76 41V42H75ZM150 41H152L151 43H150ZM189 41V42H188ZM195 41V44H192L193 42ZM206 41H208V43H206ZM263 42V43H261V42ZM26 42V41H25ZM86 42H88V41H86ZM134 42V43H133ZM209 42H211L212 43V46H210L211 45V43L209 44ZM16 43V44H15ZM20 43H22V44H20ZM68 43V44H67ZM109 43H111V44H109ZM118 43H122V44H118ZM169 43V44H168ZM181 43H183V44H181ZM207 44V48L205 47V45ZM72 44V45H73ZM87 44V43H86ZM163 44V45H162ZM179 44V45H178ZM198 44V45H197ZM12 46V48H11V46ZM17 45V46H16ZM20 45V48H18V46ZM103 45V46H102ZM123 45V46H124ZM165 45V46H164ZM178 45V46H177ZM180 45H182V46H180ZM193 45V46H192ZM215 45V46H214ZM263 45V46H262ZM10 46V47H9ZM57 46V47H58ZM63 46V47H62ZM113 48H112V47ZM209 46L212 48V51L210 50L211 48H209ZM22 47V48H21ZM55 48V49H58V48ZM62 47V48H61ZM84 47V48H83ZM98 47V48H97ZM106 49H105V48ZM183 47V48H182ZM11 48V49H10ZM14 48H15V50H14ZM109 50H108V49ZM115 48V49H114ZM117 48V49H116ZM206 48V49H205ZM255 48V49H254ZM258 48V49H257ZM261 48V49H260ZM5 49V50H4ZM96 49V50H95ZM111 49H113L112 51H111ZM201 49V50H200ZM215 49V50H214ZM8 50V51H7ZM19 50H21V52L19 51ZM145 51L144 52H146V49H144ZM162 50V51H161ZM178 50H179V52H178ZM183 50H185L184 52H186V50H187V52L186 53H184V52H182ZM189 50V51H188ZM213 50L216 52H213ZM238 50V51H237ZM14 51H15V53H16V51H17V53H16V55H14L15 53H14ZM6 54H5V53ZM113 52H114V54H113ZM178 52V53H177ZM197 52V53H196ZM219 52V53H218ZM235 52V53H234ZM11 53H13V54H11ZM161 53V54H160ZM187 53H188V55H189V57H187L186 58V56H187ZM207 53V54H206ZM211 53V54H210ZM58 54V55H57ZM163 54V55H162ZM214 54V55H213ZM217 54V55H216ZM223 54V55H222ZM261 54V55H260ZM8 55V56H7ZM11 55V56H10ZM56 55V56H55ZM61 55V56H60ZM99 55H101V56H99ZM241 55V56H240ZM50 56V57H49ZM54 56V57H53ZM96 56H98V57H96ZM163 56H165L167 59V61L165 62V63H163L164 62V58H162ZM217 56V57H216ZM258 56V57H257ZM260 56V57H259ZM9 57H11V58H9ZM23 57V56H22ZM57 57V58H56ZM90 57V58H89ZM96 57V58H95ZM9 58V60H7ZM14 58H17V60L16 59H14ZM55 58V59H54ZM60 58V59H59ZM68 58H72V62L70 61V59H68ZM79 58H80V61H79ZM87 58H88V60H87ZM93 58H95L94 60H93ZM98 58V59H97ZM217 58V59H216ZM262 58V59H261ZM12 59V60H11ZM18 59H21L22 61H23V63L25 64H27V66H28V68H29V70L27 71V69L24 67V66H26V65H24L23 63H22V61H20V60H18ZM53 59V60H52ZM56 59H57V61H56ZM90 59V60H89ZM91 59L93 60V61H91ZM200 59V60H199ZM211 59H212V63L213 64H211L210 63V61H211ZM258 59H260V60H258ZM48 60H49V62H48ZM96 60V61H95ZM183 60L184 61H186L185 63L183 62ZM8 61V62H7ZM16 61H17V63H16ZM51 61H54V64H53V62H51ZM83 61V62H82ZM90 61V62H89ZM94 61H95V63H94ZM160 61H163V62H160ZM214 61V62H213ZM263 61V62H262ZM10 62V63H9ZM22 63L24 66V68L21 66V64H19V63ZM34 62V63H33ZM37 62H39L38 64H35V63H37ZM51 62V63H50ZM55 62H57V63H55ZM63 62V63H62ZM81 62V63H80ZM93 63V65H92V63ZM259 62H261V63H259ZM12 63H13V65H12ZM14 63H16L15 65H14ZM71 63V64H70ZM76 63V64H75ZM119 63V62H118ZM161 63V64H160ZM184 63V64H183ZM206 63V64H205ZM211 64V66H210V64ZM254 63V64H253ZM19 64V65H18ZM33 64H35V65H33ZM40 64H42L41 66H39ZM62 65V67L60 68V65ZM65 64V66H67V67H64L63 65ZM73 64H75V65H73ZM80 64V65H79ZM190 64V66L188 67V65ZM208 64H209V66L211 67V69H209L210 67L208 66ZM10 67H9V66ZM18 67H17V66ZM38 65V66H37ZM76 65H77V67H76ZM85 65L87 66V65H89V66H87L88 68H84L85 67ZM120 65V64H119ZM196 65H198V66H196ZM200 65V66H199ZM257 65V66H256ZM17 68H16V67ZM26 66V67H27ZM58 66V67H57ZM74 66V67H73ZM81 66V67H80ZM196 66V67H195ZM206 67V68H204V67ZM16 69H15V68ZM42 67V68H41ZM90 67V68H89ZM122 67V66H121ZM243 67V68H242ZM10 68V70H8ZM13 68V69H12ZM19 68H21V70L23 71V70H25L26 72H20V73H22V74H20L19 73V71L18 70H20ZM34 68H36V70L35 71H33L34 70ZM41 68V69H40ZM63 68V69H62ZM161 68V69H160ZM189 68H191V69H189ZM195 68V69H194ZM200 68V69H199ZM204 68V69H203ZM215 68V69H214ZM13 71H12V70ZM33 69V70H32ZM38 69V70H37ZM40 69V70H39ZM46 69V70H45ZM67 69H69V71L67 70ZM72 69H73V71H72ZM75 69V70H74ZM81 69V70H80ZM203 69V70H202ZM206 69V70H205ZM214 69V70H213ZM221 69V70H220ZM14 70H17V72L18 73H16V71H14ZM42 70V71H41ZM60 72H59V71ZM62 70H63V72H62ZM68 71V72H64V71ZM120 70H122V71H120V74L122 75V76H120V74H118L117 76L116 75H114L113 77L112 76H110L109 75V77L111 78L110 79V81L111 82H113L114 80H116V81H114L113 83H111L110 81H108V82H103V84H105V86H104V91L105 92H107L108 91V94H106L105 92H103V94L105 95V100H104V103H107V104H104V106H105V108H107V107H109L110 108V111H109V108H108V110H107V112L108 113H112L113 111L112 110H114L115 112H113L112 114H116V112L120 115V117H118L116 120V123L114 124L115 125V127H117V131H114V136H117V135H119V133H121V123H119L118 121L120 120L121 122H123V121H125V120H127L128 119V117H129V115L131 114V113H133V111H134V108L133 107H135L133 104L132 105H130V107H128L129 109H127V113H123V110H122V108L123 107H120L121 106V104H123L122 102H121V100L119 99H117L118 98V94H119V96H121V94L123 95V94H125L124 92V89H121L120 87H122V86H124V85H126V83H125V80H126V75H123L124 74V72H123V68H121ZM163 70H165V71H163ZM189 70H190V72H191V74H192V71H194L193 72V74L194 73H196L197 72V70H198V72H197V74H199L201 77H199V78H202V76L203 77H205V80L202 78V81H200L201 79H199L197 76H199V75H194L195 76V78L193 77V75H188L190 72H189ZM208 70H210L209 72L210 73H208V74H211V73H213L212 75H208L207 74V72H208ZM256 70V71H255ZM41 71V72H40ZM57 71V73H55ZM170 71V72H169ZM188 71V72H187ZM196 71V72H195ZM204 71V72H203ZM218 71V72H217ZM228 71V72H227ZM240 71V72H239ZM262 71V72H261ZM43 72L44 73H46L45 75L43 74ZM51 72V73H50ZM93 72H94V74L96 73V71H94L93 70ZM167 72V73H166ZM217 72V73H216ZM236 72V73H235ZM10 73H13V75L12 74H10ZM24 73V74H23ZM33 73H35V74H33ZM47 73H49V74H47ZM63 73H64V77L62 76L63 75ZM67 73V74H66ZM167 75H166V74ZM170 73V74H169ZM182 73H186L185 75L186 76H184ZM203 73V74H202ZM208 75H206V74ZM260 73V74H259ZM4 74V75H3ZM6 74H8V75H6ZM40 75V77H41V75H42V77L41 78H38L39 76L38 75ZM57 74V75H56ZM183 76H182V75ZM205 74V75H204ZM221 74V75H220ZM261 74H263V75H261ZM45 76V78H46V80H47V77L50 79V82L52 83H49V79L46 81L45 80V78H44V76ZM68 75V76H67ZM165 75H166V77H165ZM188 75V76H187ZM214 75V76H213ZM12 76V77H11ZM56 76V77H55ZM182 76V77H181ZM191 78H193V79H190V77ZM206 76H207V79H206ZM17 77V78H16ZM172 77H174V78H172ZM177 77V78H176ZM184 77H186V78H184ZM189 77V78H188ZM197 77V78H196ZM240 77V78H239ZM251 77V78H250ZM259 79H258V78ZM261 77V78H260ZM27 78V79H28ZM44 78V79H43ZM54 78H55V80H54ZM60 78H61V80H60ZM62 78H63V80H62ZM107 78H108V76H107ZM125 78V79H124ZM164 78H166V79H164ZM171 78V79H170ZM184 78V80H182ZM5 79V80H4ZM40 79V80H39ZM118 79H119V81H118ZM177 81L176 83H175V81ZM177 79V80H176ZM179 79V80H178ZM187 79H188V81L190 82H188L187 81ZM190 79V80H189ZM194 79H195V81H194ZM197 79V80H196ZM212 79V80H211ZM237 79V80H236ZM243 79V80H242ZM253 79V80H252ZM255 79V80H254ZM257 79V80H256ZM44 80H45V82H47V83H45L44 82ZM54 80V82H52V81ZM60 80V81H59ZM65 80V81H64ZM165 80H167L166 82H165ZM182 80V81H181ZM186 80V81H185ZM245 80H246V82H245ZM17 81V80H16ZM26 81V82H25ZM59 81V82H58ZM64 81V82H63ZM169 81V82H168ZM192 81V82H191ZM196 82V83H194V82ZM197 81H200V82H198L197 83ZM20 82V83H19ZM61 82H63L62 84H61ZM66 82V83H65ZM168 82V83H167ZM186 82V83H185ZM11 83H13V84H11ZM22 83V84H21ZM111 83V84H110ZM118 83H119V85H118ZM165 83V84H164ZM180 83V84H179ZM187 83H189L190 84V86H189V84H187ZM194 83V84H193ZM200 83V86L198 85ZM248 83V84H247ZM249 83H250V85H249ZM15 84H17L16 86H15ZM19 84V85H18ZM27 84V85H26ZM29 84V85H28ZM110 84V85H109ZM122 84V85H121ZM171 84H169V85H166V86H168V87H165L166 89L167 88H169V87H171V86H173V89H174V87H175V91H174V93L175 92H177V89H176V85H171ZM183 84V85H182ZM202 84V85H201ZM225 84V85H224ZM238 84V85H237ZM21 85H23V86H21ZM43 85H46V86H43ZM52 85V86H51ZM54 85L56 86V87H54ZM60 85H62L61 87L63 88H58ZM67 85V86H66ZM113 85H116V87L118 88H116L115 86H113ZM121 85V86H120ZM12 86H14V87H16V88H12ZM19 86V87H18ZM32 86V87H31ZM43 86V87H42ZM64 86H66V87H64ZM109 86H111V88H109ZM189 88V92H188V90H187V88ZM199 86V88H201L202 89V91L201 92H199V94H197V87ZM202 86V87H201ZM246 86V87H245ZM45 87H47V88H45ZM114 87H115V90H114ZM192 87V88H191ZM194 87V88H193ZM222 87V88H221ZM240 87H242V88H240ZM6 88V89H5ZM17 88H19L18 90H16ZM49 88H51V90H49ZM53 88V89H52ZM56 88V89H55ZM65 88V89H64ZM105 88H109V90H105ZM172 88V87H171ZM211 88V87H210ZM239 88L241 89V90H239ZM8 89V90H7ZM12 89H14L15 90V92L13 93V91H11ZM42 89L45 91H48V92H46L45 91V93L46 94H44V92H42ZM48 89V90H47ZM59 89V90H58ZM172 89V90H173ZM185 89H186V92H185ZM192 89H196V90H193L192 91ZM218 89V90H217ZM239 91H238V90ZM257 89V90H256ZM8 91L7 93H6V91ZM199 90V89H198ZM211 90V89H210ZM222 90V91H221ZM235 90V91H234ZM11 91V93L12 94H10L9 92ZM17 91V92H16ZM168 91V93H171V89H168L167 90ZM200 91V90H199ZM220 91V92H219ZM225 91H226V93H227V95H225L226 93H225ZM232 93H231V92ZM53 93V95H52V93ZM57 92V93H56ZM60 92V93H59ZM114 92V93H113ZM118 92V94H116ZM192 92V93H191ZM214 92V91H213ZM222 92H224L225 94H224V99H223V97H221L222 96ZM240 94H239V93ZM9 93V95L10 96H6L7 94ZM17 93V94H16ZM22 93V94H21ZM47 93H49V94H47ZM51 93V94H50ZM110 93V94H109ZM121 93V94H120ZM174 93H171V94H174ZM184 93V94H183ZM187 94V96H189L190 95V93H191V95H190V98H188L187 96H186V94ZM188 93H189V95H188ZM195 93V94H194ZM14 94H16V95H14ZM56 94H58V95H56ZM114 94H115V96H114ZM176 94V93H175ZM174 94V95H175ZM178 94V93H177ZM197 94V95H196ZM11 95H13V97L11 96ZM23 95V96H22ZM24 95H25V97L27 98H25L24 97ZM30 95V96H29ZM52 96L53 97V99L51 98V96L50 97H48L47 98V96ZM103 95V96H104ZM195 95V96H194ZM204 94L202 93L201 94V97L203 96ZM240 95V96H239ZM262 95V96H261ZM6 96V97H5ZM20 96V97H19ZM29 96V97H28ZM40 96V97H39ZM44 96H46V97H44ZM54 96H57L56 97V100H55V97ZM60 96H61V98H60ZM106 96H110V97H106ZM187 97V98H185V97ZM191 96H193V97H191ZM238 96V97H237ZM19 97V98H18ZM36 97V98H35ZM42 97H44L45 98V100H44V98H42ZM113 99H117V101L116 100H113ZM116 97V98H115ZM10 98V99H9ZM18 98V99H17ZM21 98H22V100H21ZM42 98V99H41ZM47 98V99H46ZM52 100H51V99ZM189 100V103H190V101H192V98H193V101L191 102V104L189 105V103H187L186 102V100ZM197 98L200 100H198L199 102L197 103V102H195V100L197 101ZM235 98V99H234ZM238 98V99H237ZM8 99V100H7ZM33 99V100H32ZM57 99H59V103L58 102H56L57 101ZM230 99V100H229ZM14 100V101H13ZM26 100H27V102H26ZM29 100H30V102H29ZM36 100H37V102H36ZM64 100H65V102H64ZM183 100V101H182ZM8 101V102H9ZM42 102V104H40L41 102ZM43 101H44V103L45 102H47V103H45V105L43 104ZM48 101H49V103L51 102V104H48ZM62 101H63V103H62ZM113 101V102H112ZM229 101V103H227ZM40 102V103H39ZM55 102V105H53L52 106V103H54ZM67 102V103H66ZM116 102V103H115ZM161 102H162V104L164 105H162L161 104ZM225 102H226V104H225ZM235 102H236V104H235ZM0 103V104H1ZM21 103V104H20ZM39 103V104H38ZM66 103V104H65ZM109 103V104H108ZM115 104L114 106H112L111 104ZM159 103H160V105H159ZM167 103V104H166ZM185 103H187L186 105H185ZM195 103L197 104L196 106H195ZM200 103H201V105H200ZM245 104V106L243 105V104ZM12 104H13V107L14 108H16V110L12 107ZM27 104V105H26ZM36 104H38V105H40L41 107L43 106V109H45V113H44V111H43V109H41L40 108V106H37ZM49 106H48V105ZM59 104V105H58ZM64 105V106H62V105ZM199 104V105H198ZM225 104V105H224ZM229 104V105H228ZM9 105H11V108H8V106ZM22 107H21V106ZM26 105V106H25ZM34 108V109H37V110H39V109H41L40 111H39V113H37V111L36 112H34L35 110L32 108L31 109V106ZM36 105V106H35ZM58 105V106H57ZM192 105H193V107H196V108H192L191 109V107H192ZM7 106V107H6ZM45 106V107H44ZM133 106V107H132ZM160 106V107H159ZM203 106V107H202ZM217 107V108H215V107ZM219 106H221V107H223V108H221V107H219ZM6 107V108H5ZM49 107H51V108H49ZM69 107V108H68ZM71 107V108H70ZM117 107V108H116ZM125 107V106H124ZM136 107H139V106H136ZM165 109H164V108ZM228 107V108H227ZM254 107V108H253ZM8 108V109H7ZM13 108V109H12ZM20 108V109H19ZM26 108V109H25ZM46 108H48L49 109V111L46 109ZM54 108H56L55 110H54ZM58 108V109H57ZM62 108V109H61ZM116 108V109H115ZM157 108H161V109H157ZM221 108V109H220ZM251 108V109H250ZM4 109H6V110H8V111H6V110H4ZM17 109H19V110H17ZM22 109H24V110H22ZM31 111V112H34L36 115V117H34V119H35V122L34 121H32V119H29V117L30 118H32L33 116L32 115H34L33 113H31L29 110ZM52 109H53V111H52ZM69 109V111H68V113H66V111ZM71 109V110H70ZM74 109H75V111H74ZM119 109V110H118ZM142 109H145V111H143V113L144 114H142ZM162 109H163V112H162ZM166 109H168V110H166ZM204 109V108H203ZM203 109H201V111L203 110ZM216 109V110H215ZM12 110V111H11ZM58 110V111H57ZM117 110V111H116ZM159 110V111H158ZM168 112H166V111ZM171 110V111H170ZM191 110H193V111H191ZM3 111V112H2ZM17 111V112H16ZM46 111H48V115H47V112ZM64 112L63 114H62V112ZM112 111V112H111ZM147 111V112H146ZM170 111V112H169ZM213 111H211V112H213ZM28 112V113H27ZM53 112V113H52ZM59 114H58V113ZM146 112V113H145ZM148 112H150V114L148 113ZM167 113V115H166V113ZM202 112H204V110L202 111ZM201 112V113H202ZM215 112H216V114H217V116H216V114H215ZM6 113V114H5ZM30 113L32 114V115H30ZM42 113H44V114H42ZM179 115H178V114ZM185 113H187V112H185ZM248 113V114H247ZM20 114V115H19ZM40 115V117H39V115ZM60 114L61 115H63V116H66V117H62V118H58V116L57 115H59V117H60ZM68 114V115H67ZM71 116H70V115ZM77 114H79V115H77ZM154 114V115H153ZM160 114V115H159ZM42 115V116H41ZM43 115H44V117H43ZM55 115V116H54ZM73 115H74V118H75V120H74V118H73ZM81 115V116H80ZM140 115H141V117H140ZM163 115H165V116H163ZM255 115V116H254ZM2 116H3V118H5L6 119V121H5V119H3L2 118ZM5 116V117H4ZM68 116V117H67ZM76 116H78L77 118H76ZM122 116V117H121ZM124 116H126L125 118H124ZM148 116L146 117V119L148 118ZM151 116H153V117H151ZM172 116V117H171ZM244 116V117H243ZM37 117H39V121H38V119H37V121H38V123L40 122V125L39 124H35V123H37L36 122V118ZM54 117H56V118H54ZM158 117V119H160ZM175 117H176V119H177V121L176 120H174L175 119ZM183 117V118H182ZM189 117V116H188ZM213 117V118H214ZM28 118V119H27ZM42 118V119H41ZM62 122H60L58 119ZM67 118V119H66ZM173 118V119H172ZM16 119V120H15ZM21 121H19V120ZM25 119H27V121L29 120H31V124H29L28 125V123H30L29 121H28V123H26V124H23V122L25 121ZM62 119V120H61ZM66 119V120H65ZM168 119V120H169ZM42 120V121H41ZM64 120V121H63ZM78 120V119H77ZM81 119L79 118V120L78 121H80ZM173 120V121H172ZM215 120H217V121H215ZM8 121V125H6V123H4V122H7ZM17 121H18V124H20V123H22V124H20V125H18L17 124ZM26 121V122H27ZM3 124H2V123ZM12 124V123H15L14 125L12 124V127H11V125H10V123ZM33 122V123H32ZM65 122V123H64ZM76 122V121H75ZM171 122H172V124H171ZM176 122L178 123V122H181L180 123V125H178V126H176L177 128H175V124H176ZM188 123V125H186L188 128H186V126H185V124H187ZM25 123V122H24ZM42 123H50L47 127H49V126H51L50 128H47L46 127V125H41ZM52 123V124H51ZM60 123L62 124V125H60ZM152 123V124H153ZM183 123V124H182ZM6 125V126H3V125ZM55 124H58V125H56L55 126ZM120 124V125H119ZM174 124V125H173ZM227 124V125H226ZM255 124V125H254ZM21 125H23V126H21ZM27 125V126H26ZM160 125V124H159ZM177 125V124H176ZM222 125V126H221ZM26 126V127H25ZM45 126V127H44ZM55 127V128H53V127ZM58 126V127H57ZM60 126V127H59ZM66 126H67V128H66ZM160 126V127H161ZM168 129H165V127ZM183 126H185V128L182 127ZM254 126V127H253ZM19 127H20V129H19ZM29 127V128H28ZM57 127V128H56ZM22 128H24V129H22ZM179 128V129H178ZM180 128H182V130L180 129ZM66 129V130H65ZM176 129V130H175ZM189 129H188V132H189ZM215 129H217L216 131H215ZM171 130H173V131H171ZM179 130V131H178ZM191 130V129H190ZM250 130V131H249ZM64 131H65V133H64ZM168 131H171V132H168ZM176 131V132H175ZM183 131V132H182ZM186 131V132H185ZM254 131V132H253ZM13 132H14V130H13ZM163 132H165V134L163 133ZM166 132H168V134H166ZM180 134H179V133ZM184 133V134H182V133ZM162 133V135H160ZM172 133H174L173 135H172ZM10 135V137H9V135ZM16 134V136H14ZM69 134V135H68ZM164 134V135H163ZM176 134L178 135V136H176ZM7 135V136H6ZM160 135V136H159ZM165 135H166V137L168 138L170 135V137L167 139H165V138H162L163 136L165 137ZM181 135V137L182 138H178L179 136ZM185 135V136H184ZM188 135V136H187ZM9 140H7V142H6V139H5V137ZM54 136V137H53ZM154 136V137H155ZM9 137V138H8ZM20 137V138H19ZM127 137H128V139H130V137H129V135H127ZM160 137H161V139H160ZM245 137H249V139H246ZM59 138H60V136H59ZM176 138H178V139H176ZM222 139V140H220V139ZM11 139V140H10ZM17 139V140H16ZM20 139H22V140H20ZM55 139V140H54ZM160 139V140H159ZM171 139V142L169 141ZM13 140H15L16 142H18V143H16L15 141H13ZM20 140V141H19ZM178 140H180V142L178 141ZM244 140V141H243ZM249 140V143L247 142L246 143V141H248ZM262 140H263V143H264V138H262ZM13 141V142H12ZM164 141V142H163ZM183 141V142H182ZM6 142V143H5ZM20 142V143H19ZM51 143V142H54L53 144H51V145H49L48 143ZM134 142V143H133ZM153 142H155V144H154V146L155 145H157V147L156 148H153ZM162 143V144H160V143ZM182 142V143H181ZM189 142V141H188ZM211 142H212V144L214 143V148H213V146L211 145ZM242 142H244V143H242ZM9 143V146L7 145ZM130 143V142H129ZM172 143V144H171ZM175 143V144H174ZM177 143H179V145L181 146V147H178L179 148V150H178V148L176 149H174V147H176V145H177ZM246 143V144H245ZM26 144V145H25ZM116 144H117V142H116ZM115 144V145H116ZM159 144H160V147L162 148V150L165 152L166 150L168 151V153H167V151H166V153H167V155H165V154H163L164 152H162L161 153V151L162 150H160L161 148L159 147ZM185 144V145H184ZM247 144H249V146H251V147H249ZM22 145V146H21ZM24 145H25V148L23 149L24 150V152H22V154L21 153H19V156H20V154H21V156H23V153H27V157H26V159L24 158V159H19V161L17 162V160H15L14 158H19V157H15V155H13V157H12V153L11 152H16L17 150L19 151V149L21 148V147H24ZM48 145V146H47ZM135 145V150L133 149V147H130V146H134ZM179 145H177V146H179ZM189 145V144H188ZM255 145L257 146V147H255ZM18 146V147H17ZM152 146V147H151ZM170 148H169V147ZM174 146V147H173ZM182 146H184V149H183V147ZM185 146H186V148H185ZM206 146V147H207ZM231 146V147H230ZM10 147V148H9ZM48 147V148H47ZM130 147V148H129ZM139 147V148H138ZM163 147H164V149H163ZM5 148H7V152H8V150L9 149H11V152L9 151V153H11L10 154V156L6 153V149ZM19 148V149H18ZM172 148H173V150H172ZM199 148V149H198ZM246 148V149H245ZM28 149V150H27ZM138 149V150H137ZM141 150V152H140V150ZM154 150V153H152L153 151H151V150ZM155 149H156V151H157V149L158 150H160V155L162 156V157H165V156H169L168 158H169V160H166L167 162H165L164 164L163 163H161V161L163 162L165 159H167L166 157L165 158H162V157H158L159 159H157L155 156L157 155H159V151H158V153L157 152H155ZM169 149V150H168ZM172 150V153H169V151H171ZM195 149V150H194ZM206 150L207 151V153H206V151L204 150V151H202L201 152V150ZM210 149V150H209ZM212 149V150H211ZM224 149V150H223ZM2 150V151H1ZM13 150V151H12ZM25 150H27L26 152H25ZM134 150V151H133ZM143 150V151H142ZM152 153H150L149 151ZM178 150V153L181 151V152H183V151H185V152H183L184 154L185 153H187L188 154V157L190 156V155H192V156H190V158H188V157H186L185 155H187V154H183V153H177L176 151ZM183 150V151H182ZM198 150V151H197ZM216 150V151H215ZM219 150H220V152H219ZM243 150H245V151H247V150H251L250 151V153H246L245 151H243ZM18 151H17V153L16 154H18ZM21 151V150H20ZM19 151V152H20ZM133 151V152H132ZM137 151V152H136ZM147 152L146 154L148 155V154H151V156L148 158V160H147V158H146V154H144V152ZM190 151V152H189ZM243 151V152H242ZM2 152V153H1ZM149 152V153H148ZM198 152H200V153H198ZM209 152V153H208ZM211 152H214V153H216L215 155H213L212 156V154H210ZM4 153V154H3ZM139 154V155H141L140 153H143L144 155V157L141 155V156H138L137 154ZM155 153H157V154H155ZM174 153H176V154H174ZM202 153V154H201ZM226 153V154H225ZM246 155H245V154ZM3 154V155H2ZM6 154V155H5ZM123 154V155H122ZM135 154V155H134ZM154 154H155V156H154ZM168 154H170V155H168ZM173 154H174V156H173ZM182 154V155H181ZM198 156H197V155ZM207 154V155H206ZM223 154V155H222ZM4 155H5V157H4ZM26 155V154H25ZM133 155V156H132ZM153 155V156H152ZM165 155V156H164ZM180 155H181V157H180ZM184 155V158L186 157L187 159H189L188 161L186 160V158H185V161H187V163L186 162H184V160H183V158H182V156ZM240 155H242V156H240ZM2 156H3V158L4 159H6V158H8L9 157V159L11 160L12 158L14 159V161H15V163H11V161L13 160H9L8 159V161H4V159L2 158ZM127 156L129 157V158H127ZM130 156H132L131 157V159L133 158V157H135V156H137V157H135L134 159H132V160H139L140 162H138V163H136L135 161L133 162L132 160H130ZM149 156V155H148ZM147 156V157H148ZM204 156V157H203ZM209 156H212L211 157V159H214L213 160V163H209V158L208 157ZM215 156V157H214ZM23 157H25V156H23ZM121 157V158H122ZM141 157H143V158H141ZM152 157V158H151ZM197 158V160H195V159H193V158ZM200 157V158H199ZM140 158V159H139ZM146 158V159H145ZM152 160H151V159ZM176 158V159H175ZM182 158V159H181ZM202 158V159H201ZM205 158H208V160L207 159H205ZM29 161H28V160ZM129 160V162H132L133 164L131 165L130 163H128V160ZM142 159H144V161L142 160ZM150 159V160H149ZM155 159H156V162H154L155 161ZM160 159H164V160H161L160 161ZM170 159H171V162L172 163H168V161H170ZM175 161H174V160ZM199 159H201V161L199 160ZM21 160H23V161H21ZM116 160V159H115ZM117 160H116V162H117ZM160 162V164H159V162ZM178 160H180V161H178ZM191 160H193V161H196L195 163H193L192 164V162L193 161H191ZM203 160V161H202ZM21 161V162H20ZM37 161V162H36ZM143 161V162H142ZM146 161V162H145ZM147 161H149V163L150 164H148V162ZM190 161V162H189ZM198 161H200V162H198ZM211 161V160H210ZM216 161V162H215ZM7 162H8V164H10L9 166H8V164H7ZM17 163V164H16ZM24 163V164H23ZM26 163V164H25ZM36 163H37V165L38 166H36ZM121 163H123V164H121ZM134 163H135V165H134ZM144 163H146V164H144ZM167 163V164H166ZM178 163V164H177ZM186 163V164H185ZM5 164H7V165H5ZM14 164V165H13ZM139 164V166H140V164L143 166V169H141V166H140V169L139 170H137V168H138V166L136 167V165H138ZM145 166H144V165ZM155 164L156 165H158V166H155ZM163 164V165H162ZM172 164H176L175 166L174 165H172ZM183 164V165H182ZM196 164V165H195ZM42 165V166H41ZM134 165V166H133ZM153 165H154V167H153ZM170 165V166H169ZM174 166V167H172V166ZM204 165V166H203ZM4 166H5V168H4ZM8 166V167H7ZM42 168V169H40V167ZM184 166V167H183ZM116 167V166H115ZM134 168V171L132 170L133 168ZM145 167V168H144ZM217 169H216V168ZM221 167V168H220ZM9 168H11V169H9ZM16 170H15V169ZM136 168V169H135ZM187 168V169H186ZM14 169V170H13ZM169 169V170H170ZM181 170V171H183L184 172V170ZM230 169V170H229ZM8 170V171H7ZM13 170V171H12ZM19 172H18V171ZM122 171V173H121V171ZM123 170L126 172V171H128V172H126V175L129 177V179H124V178H128V177H126V175L123 173ZM191 170V171H190ZM12 171V172H11ZM21 171V172H20ZM119 171H120V173H119ZM17 172V173H16ZM223 172V173H222ZM14 175H13V174ZM16 173V174H15ZM21 173L23 174V175H21ZM128 173L130 174V175H128ZM13 175V176H12ZM133 175V176H132ZM136 175V176H135ZM211 175V176H210ZM214 175V176H213ZM263 175V176H262ZM17 176V177H16ZM20 176V177H19ZM139 176V177H138ZM188 176H190V177H188ZM198 176V177H197ZM213 176V177H212ZM24 177V178H23ZM124 177V178H123ZM135 177H137V180H139V182L138 183H136V178ZM14 178H16L15 179V182L17 183H15L14 184ZM21 178V179H20ZM27 180H26V179ZM132 178V179H133ZM139 178V179H138ZM196 178V179H195ZM13 179V180H12ZM123 179V180H122ZM131 179V180H132ZM213 179L215 180V181H213ZM6 180V181H7ZM10 180V181H9ZM13 182H12V181ZM190 180V181H189ZM194 180V181H193ZM208 180V181H207ZM23 181V182H22ZM24 181H25V183H24ZM27 181V182H26ZM30 182L29 181V183H30V185H32L33 187L36 185V183H35V181H33V182ZM118 182V183H115V182ZM120 181V182H119ZM196 181H197V184H196ZM207 181V182H206ZM228 181V182H227ZM12 184H11V183ZM20 182V183H19ZM37 182V181H36ZM129 182H131L130 180H129ZM128 182V183H129ZM214 182V183H213ZM25 185H24V184ZM32 183V184H31ZM33 183H35V185L33 184ZM127 183V182H126ZM135 183V184H134ZM201 183V184H200ZM207 183H210V184H207ZM213 183V184H212ZM112 184H113V182H112ZM113 184V185H114ZM118 184V185H119ZM138 184V185H139ZM18 185H20V187L18 186ZM118 185H116V188L117 187H122V185H120V186H118ZM137 185V186H138ZM191 185V186H190ZM14 186H13V190H15V188H14ZM31 186V188L33 189V187ZM126 186V185H125ZM188 186V187H187ZM207 186V187H206ZM209 186V187H208ZM211 187V188H210ZM18 188H21V189H18ZM23 188H25V187H23ZM34 189H36V188H34ZM189 189V190H188ZM207 189V191H205ZM210 190V191H209ZM24 192H25V189L23 190ZM122 191V190H121ZM120 190L118 191L119 193L121 192ZM19 194V195H18ZM152 194V196H154V195H156V194H154V192H152L151 193ZM154 194V195H153ZM18 195V196H17ZM33 195H36V194H33ZM30 196L29 198H31V200H33L35 197L34 196ZM211 195V196H210ZM24 196H27V197H24ZM184 196V197H183ZM23 197V198H22ZM32 197H33V199H32ZM24 199V200H25ZM181 199V200H180ZM223 199V200H222ZM186 202H185V201ZM188 200V201H187ZM184 201V202H183ZM201 203H200V202ZM222 201V202H221ZM173 202V203H172ZM174 202H176L177 204L175 205L174 204ZM188 202V203H187ZM203 202V203H202ZM262 202V203H261ZM226 203V204H225ZM260 203L261 204H263L262 206L260 205ZM181 204V205H180ZM186 204V205H185ZM195 205V207H194V205ZM199 204V205H198ZM202 204V205H201ZM190 205V206H189ZM255 205V206H254ZM257 205V206H256ZM258 205H260V206H258ZM178 206V207H177ZM183 206H185V207H183ZM202 206V207H201ZM181 207V208H180ZM186 207H191V208H189V210H188V208H187V210H186ZM198 207V208H197ZM201 207V208H200ZM204 207V208H203ZM253 207V208H252ZM258 207H259V209H258ZM184 210H183V209ZM228 208V209H227ZM255 208H256V210H255ZM196 209V210H195ZM207 210V213H206V211L205 210ZM203 210V211H202ZM191 211H193V212H191ZM214 211V212H213ZM225 211V212H224ZM232 211V212H231ZM254 211V212H253ZM262 211H263V213H262ZM181 212V213H182ZM183 212V213H184ZM189 212H190V214H189ZM202 212L204 213L203 215H201L202 214ZM212 212H213V214H212ZM209 213V214H208ZM250 213H255V214H253V215H251ZM258 213V214H257ZM145 213H143V215H142V221L144 222V221H146V217H147V215L145 214ZM184 214V215H185ZM257 214V216H254V215H256ZM189 215V216H188ZM195 215V216H194ZM248 215V216H247ZM263 215V216H262ZM191 216V217H190ZM260 216V217H259ZM196 219H195V218ZM208 217V218H207ZM230 217V218H229ZM240 217V218H239ZM254 217V218H253ZM256 217H259V218H257L256 219ZM144 219V220H143ZM203 219V220H202ZM209 219H211V220H209ZM196 220V221H195ZM206 221V222H205ZM209 221V222H208ZM147 222V221H146ZM146 222H144V223H146ZM259 222V223H258ZM247 223V224H246ZM176 224V225H175ZM249 224V225H248ZM155 226L156 227H158L161 231H167V232H170V234H172V233H174V231H176V230H179V232L183 235H188V233H189V231H191V230H194V229H192V228H188V227H186L185 225H179L178 223H175L174 221H173V219L172 218H168V220H162V221H160V222H157L156 224H155ZM222 229V230H221ZM200 234H199V233ZM203 232V233H202ZM202 233V234H201ZM194 235V236H193ZM153 236V237H152ZM237 236V237H236ZM240 236H243L242 238H238V237H240ZM153 238H154V235H149L148 237H146V235L144 234L143 235V237H142V239H141V241H140V244L139 243H137V244H139V246L141 247V248H144L143 247V245L145 246L146 244L148 245L149 243L151 244V241L153 240ZM205 238V239H204ZM137 240V230L136 231H134V233L133 234H131L129 237H127L126 238V240H125V242H124V246H122L120 249H121V251L120 252H118V251H116L117 253H113V252H111L110 254V258H111V260H115V262H116V264H125V262L123 261V257H124V254L125 253H127L126 251H128L130 248L132 249H130L131 251H134V245H135V241ZM199 240V241H198ZM204 240V241H203ZM129 243H128V242ZM127 242V243H126ZM143 242V243H142ZM149 242V243H148ZM202 242V243H201ZM201 243V244H200ZM126 244V245H125ZM136 244V245H137ZM129 245V246H128ZM125 246L126 247H129V248H125ZM149 246V245H148ZM148 246H145V247H148ZM140 248V250L141 251H144V249H141ZM213 249H212V252H213V254H215V253H221V251H222V247L221 246H219L218 244H214L213 245V247H212ZM119 249V248H118ZM124 249V250H123ZM126 250V251H125ZM125 251V252H124ZM217 251V252H216ZM128 253H130V252H128ZM121 254V255H120ZM244 259H243V263L242 264H250L251 263V261L249 260V253L247 254V253H244ZM116 256V257H115ZM113 257V258H112ZM122 257V258H121ZM133 256H130V258H131V261L135 264L136 263V260H135V258L133 257ZM231 259H232V253L230 254H228V256H227V259H226V262H227V264L231 261ZM250 261V262H249ZM225 262V263H226Z\"/></svg>", "mask_w": 264, "mask_h": 264}]
</instances>
